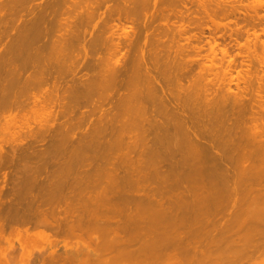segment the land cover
Masks as SVG:
<instances>
[{
    "label": "rangeland",
    "instance_id": "obj_1",
    "mask_svg": "<svg viewBox=\"0 0 264 264\" xmlns=\"http://www.w3.org/2000/svg\"><path fill=\"white\" fill-rule=\"evenodd\" d=\"M3 1H6V2H8V3H6L5 2V4H2V6H1V4H0V12H2V10H1V8L4 6L5 7V9L4 8H2V9H4V13H5V11H6V13L4 14V13H2V15H0L1 17H0V19H4V21H2V20H0V21H2V22H0V31H1V35H0V37L1 36H5V39L4 40H0V42L1 41H3V44H2V42L0 43V77H1V79H0V81L1 80H6L5 82H3V81H1L2 83H3V85H2V87H4V88H6L7 86V88H6V90H4L2 87H1V85H0V91H2L3 90V92H0V106H3L4 104H6V105H4V108H5V110H3V114L1 115L0 114V149H2V151H0V154L2 153L3 154V152H5L3 155L1 154V156L3 157L4 155V157H3V159H1L2 161L5 159V157H6V160H4L3 162H7L6 163V165H5V163H2V167H4L3 169L0 167V178L3 180L1 183H0V185H4L5 187H6V189H5V191L2 193L1 192V196L3 195V194H5V192H7V187H11L12 185H15L14 183L12 184V182H14V181H16L15 183H17L16 184V186H15V188H14V190H15V192L14 191H12L11 193H13L12 194V196H10V195H8L9 194V192H10V190H11V188L9 189V192H7L8 194H5V195H7V198H6V196L5 195H3V197L5 196V198H3L4 200L6 199V201H8L7 203H8V206H11L12 208H6L5 209V212L3 211L4 210V203L6 202V201H4L3 199H2V201H0L1 203H3V205L2 204H0V209H1V206H2V211H1V213H8L7 214V216L9 217V212H10V214L11 215H13V217L11 216L10 217V219H8L9 221L8 222H10V221H12L11 219L13 218V219H15V220H13L12 222H14V221H16V222H14V224H15V226L13 225V223H11L10 222V225H12V227L11 228H14V227H16V225H17V227H18V229H15V231L13 230V231H10V229H9V223L7 222V219H6V224H5V228L4 227H2V224L4 225V222L5 221H3V220H5V214H4V216H2V214H1V216L3 217V220H1V222L0 223H2V221H3V223L2 224H0L1 226V228H0V233H1V231H2V235L0 234V264H98L99 262L100 263H103V264H156L157 262V260H158V256L160 257L159 258V261H161V257H162V261L161 262H159V264H165V262H166V260L168 261L166 264H184L187 260H188V264H195V262H196V264H200V262H199V260H198V258L196 257V256H200V254L202 255L203 254V256H201L200 257V261H201V264H202V260H203V264H213L214 262H215V264H220V263H218V261L219 262H221L222 264L224 263H226V264H228L227 262H229V264H231L232 262V264H264V235H263V233H264V227H262V225L264 226V223H263V221H264V213H263V217H261L262 218V220L260 221V220H256L257 222H262V223H257V224H260V225H258L257 227H260L259 228V230L260 231H258L256 228H255V226L257 225L256 224V222H255V225H254V217L253 216H257V212H255L256 214H253V211L255 210V211H257L255 208H257V206L262 202V199L261 198H259V197H263L264 198V182H262L261 184H263V185H259L260 184V182L259 181H257V182H259L257 185L255 184V186L256 187H254V189H255V191L256 192H254V194L255 195H253V192H250V191H252L251 189L249 190V188H252L253 189V185L252 186H250V184H248V186H250L249 188L246 186V184L247 183H249V181H247L246 180V184H245V182H244V180H245V177L247 176L246 175V172L243 174V173H241L240 172V176H243V177H239L238 176V173H236V175H237V180H238V178L240 179L239 180V182L241 183V181L243 180L242 178H244V180H243V187H244V189L243 188H241L242 190H243V192H242V190H238V192H237V186L236 185H232V187H231V185H229L230 187H226L224 184H218V186H220V188H222V189H220L219 188V190L218 191H214L213 190V193L215 194L216 192H217V194H219L218 196H215L214 195V197H213V193L211 192V193H209V195L211 196L210 198L209 197H206V198H209V202L211 203V201L212 202H215V201H213V200H215V199H217V198H219V200H220V202H221V204H223V203H225L224 204V206L222 205V207L221 208H223V209H221L220 208V204H219V202H216L215 204H212L211 203V205L209 204H207V206L208 207H206V204H204V203H206V200L205 199H203L204 200V205H201L202 204V202L203 201H201V199H199V198H201L203 195H204V193L202 194L201 193V191L200 190H202L203 191V189H200L199 188V190L197 191V189H195V188H191L190 186H191V184L189 185L188 184V181L186 182V181H184V179L186 180L187 179V177L185 178V176L188 174H186V172H187V170H182V171H179V172H174V175L175 176H177V178L179 177L178 175H180V177L179 178H181V177H183V178H181L182 179V182L183 183H181V184H183V186H178V187H180L179 188V190H177V192H176V190L173 188V190H174V192H173V190L172 189H170V190H172V191H170L169 192V188H171V187H167V190H166V188H164V187H166V186H164L165 184H162V183H160V182H163V181H161V179H160V181H159V178L157 179L156 178V176H155V174L153 173V170L152 171H150V169H149V172H146V173H148V175L146 176L147 177V179H144V182L143 183H141V182H138V183H136L135 184V181H134V184H133V182H128L127 180H125V179H123V178H121V179H118V181H116V180H113V181H115V182H117V184L115 183V182H113L112 180H110L109 179V175L106 173V171L107 170H111L112 172L114 171V168H116V170L117 171H119L120 172V176H122V175H125L126 173H127V171L128 170H130L131 169V167H132V162L135 160H138V159H140L139 157V150H137V151H132V150H129L128 148H126V144H127V142L126 141H123V144H121V145H119V146H112V147H108V148H110V149H112V150H107V151H105V152H103L102 154H100L101 152H98V150L96 149V147H86V149L88 150V151H86V152H88V155L87 156H89V155H91V156H89L90 157V159H89V157L87 158L86 157V155L84 156V151L86 150L85 149V147L83 146V140L82 141H80V142H77L78 140H79V136H81V134H80V132H83V128H85V122L88 120V118H87V120H85L84 122H80L79 120L81 119V117H82V111H81V109L83 110V108L84 107H82L81 109H77L75 112H74V114L73 113H70L69 115H71V117H70V119L68 120V118H69V116L67 115V119L66 118H63V117H65L64 115L63 116H61V114H60V116H58V118H56V119H54V121L56 122V125H55V128H56V130L57 131H62V130H64V128H62L61 126L63 125V124H61V122L62 123H64L65 121H68L69 122V124H68V127L71 129V130H73L74 132H77V134L79 135H77L76 137H74V140H72L71 141V143L69 142V144L67 143V144H65V145H62L61 144V142L60 141H53L54 139H57V140H59L60 138H62V137H60V136H62L61 134H59V132H57L56 131V133H54L53 134V132L52 133H50V134H46V135H43V134H41V132H38V131H40V129L42 128L41 126H43L44 124H45V122H49V121H52L53 120V118L52 119H48L49 117H48V111L46 110V112H45V108L42 106V110L40 109V107L41 106H37V104H35V103H33V100H32V98H33V96H34V92L35 91H37V90H35L34 88H33V86H31V88L29 87V89H27V90H25V92L24 93H26V94H23V95H25L24 97H22V95L20 96V98H23V99H21L22 101L23 100H25L24 98H26L27 100V102H25V104L26 105H23V106H19L18 104H17V106L18 107H16V104L14 105L16 108H18V109H16V108H14V106H12L11 108H10V110L8 111V108H9V106L8 105H10L9 103L11 102V100L10 101H8V102H5L4 104L3 103H1V101H2V99L4 98V97H6V95L8 96V97H10L9 99H12L11 97H13L12 96V94L11 93H9L8 91H10L11 89H9V78L7 77V75L9 76V72H11L12 70H13V68L15 67V66H20V65H22V62L21 61H24L23 59L25 58V59H27L28 57L30 58V55H31V53H29L30 52V50L29 49H26L25 50V48L24 47H22L21 45H19V47L21 46V48H22V50L23 51H21V49L20 48H18V47H16L17 49H19V50H17L16 48L13 50L12 48H14V46H16L15 45V43H16V41H17V43H22V41H25L26 39H27V37H30L28 34H29V32H28V34H26L27 32L26 31H24V33L23 34H25V36H27L26 37V39H25V37L24 36H21L20 35V37H19V35H18V29L20 28V27H22L23 26V24H22V20H21V18H19V17H21V15H24V13L23 14H21L23 11H25V15H26V12L28 11V12H30V11H32L33 10V8L35 9V7L36 6H38V4H39V2H41L40 0H39V2L38 1H36V3H35V1L34 0H32L31 2L33 3V1H34V6L32 5V4H30L31 2H29L30 0H1L0 2H3ZM15 1V2H14ZM16 1H18V2H16ZM62 1V0H61ZM61 1L59 0L58 2L62 5V7H64L65 5H66V1L64 2V0H63V2H64V4H62L61 3ZM76 0H68L67 2L69 3L70 2V5H72L71 6V8L73 9V11L74 12H79V10L82 12V14L83 15H81V14H79V16L81 15L82 16V18H81V16L78 18H75L74 20H75V22H76V19H79V20H77L78 22L75 24L74 22H73V27L75 28V29H78V30H80V31H83L85 28H87V26H89V27H91V29L93 30V24H94V22L95 21H93L92 20V24H89V23H91L90 22V20L91 19H89V17H84V16H86V14H87V12H88V10L90 9V3H93L92 2V0L90 1V0H77L76 2H75ZM85 1V2H84ZM115 0H111V2L110 3H114L116 6H119V7H121L122 9H123V11H125V9L126 8H128L129 7V3H130V7L128 8V10H126V11H130L131 10V8H132V13H131V11H130V13H124L123 14V16L124 17H122L121 18V21L117 18V16L115 17V14L113 15V17L111 18V17H107V16H104L103 14H102V12L103 11H105L106 10V6L105 5H102L101 6V8L99 9V12H98V17L97 18H95L96 20H97V22L99 23L98 24V28H97V30H100L101 28H99V27H102V29H101V31H97L96 30V32H97V34H98V36H100L101 37V35H102V33H104L103 32V30H105V33L102 35V37L103 38H106V35L108 36V35H110V33L108 34V31H111V27L113 26V25H116V27L118 26V28H119V32L120 33H124V32H126V31H129V34H130V36L131 37H133V39H134V41H135V43L137 42L138 44H136L135 45V43L133 42L132 44H134L133 46L131 45V49H130V53L129 54H131V52H133L134 50L136 51V48H138V45H140L139 46V48L141 49H143V47H144V41H145V38H146V35L148 34L149 36H148V38L150 37V39L151 38H153V41H152V43L155 45H153L154 46V48L156 47V45L158 44V45H160L161 44V47L160 46H158L157 45V47H159V48H156V52L155 51H153V53L155 52L156 53V55L158 54V56L157 57H160V58H158L159 59V63H161V60H162V62L164 61L166 64L164 65V62L162 63V66H161V69H163V67H165L166 69L164 70V73H165V71L167 70V69H169L170 67H171V71H172V69H174L171 73H172V75L171 76H176V74L174 75L173 73H174V71H175V73H177V74H180V73H183V71H184V73L187 71V67L189 66L190 68L192 67V64H193V61H194V64H195V66H196V61L197 62H199L198 64H197V68L195 67V66H193L191 69H189L188 68V71H192V72H190V75H191V73H192V75H194L195 77H196V75L195 74H193V72L194 71H199V70H195L194 69V67L196 68V69H198V67H201V66H198V65H200V62H203V61H206L207 63H209V60H207V57H209V56H211L212 54H213V52H212V49H211V47H210V41L212 42V45L215 47V52L217 53V60H216V62H215V64H216V67H218V70H219V72H221L222 73V71L223 70H225V69H228L229 67V63H228V61H226V60H224V59H222V56H223V54H222V50L223 49H227L228 51H229V55H230V57H231V59H232V67H231V69H232V71H233V73H234V75H236L237 73H238V71H241V72H247V74H248V76H249V78H248V83H243V82H239L238 81V79H234L233 80V82H231V86H232V89L234 90V91H238L239 90V85H240V87L242 88L243 86H247L248 87V90H247V92L245 93L246 95H247V100H246V102H248V101H250L251 99L250 98H252L254 101L256 100V99H258L257 98V95H259V92L261 91L260 89H261V85H263V87H264V84H263V82H264V44H263V42H264V0H164V2H163V0H146V1H144V3H143V5H142V0H140L141 2H139V0L137 1H135V0H126L127 2L126 3H124V2H121V3H117L116 1L114 2ZM133 1H135V2H133ZM149 1H150V3H149ZM12 2V3H11ZM14 2V3H13ZM75 2V3H74ZM80 2H81V4H80ZM133 4H132V3ZM159 2H161V3H159ZM163 2V3H162ZM4 3V2H3ZM22 4V5H20V4ZM38 3V4H37ZM83 3V4H82ZM109 3V4H110ZM154 3V4H153ZM159 3V4H158ZM225 3V4H224ZM17 4H18V6H17ZM59 4V6H60V8H61V5ZM78 4V5H77ZM124 4H126V5H124ZM133 6H132V5ZM147 4V5H146ZM8 5V6H7ZM88 5H89V7H88ZM149 5V6H148ZM23 6V7H22ZM25 6V7H24ZM30 6H32V8H30ZM82 6V7H81ZM135 6V7H134ZM138 6H140L139 8H138ZM145 6L147 7V8H145ZM66 7L67 6H65V8L64 9H66ZM123 7H125V8H123ZM134 7V8H133ZM161 7H162V9H161ZM59 8V9H60ZM88 10H87V9ZM135 8H137V9H135ZM159 8H160V10H159ZM10 9V10H9ZM19 11H18V10ZM32 9V10H31ZM62 9V8H61ZM63 9V10H64ZM135 9V10H134ZM140 9V10H139ZM141 9H143V10H141ZM12 10V11H11ZM30 10V11H29ZM78 10V11H77ZM85 10V11H84ZM135 11V13H134V11ZM138 12H137V11ZM160 12V11H162L163 12V15L161 16V17H159L158 18V16H160L159 14H157V16L156 15H154V13H156V12H158V11ZM9 11V12H8ZM101 11V12H100ZM141 11V12H140ZM166 11V12H165ZM169 11V12H168ZM11 12V13H10ZM15 12H17V13H15ZM27 12V15H29V13ZM161 12V13H162ZM8 13V14H7ZM80 13V12H79ZM86 13V14H85ZM101 15H100V14ZM160 13V14H161ZM164 13H165V15H164ZM166 13H168L169 14V16H167V17H165L166 15H168V14H166ZM1 14V13H0ZM129 14V15H128ZM24 15V16H25ZM128 16V17H125V16ZM30 16V15H29ZM100 16V17H99ZM132 16V17H131ZM134 16V17H133ZM19 18V19H18ZM29 18V17H28ZM83 18H85V22H83L84 20H83ZM111 20H110V19ZM131 18V19H130ZM163 18H165V19H163ZM167 18V19H166ZM82 19V20H81ZM87 19H88V21H89V23H88V21H87ZM112 19H113V21H112ZM114 19H115V21H114ZM124 19V20H123ZM18 20H19V22H18ZM132 20V21H131ZM61 21H62V19H61ZM60 21V22H61ZM81 21V22H80ZM117 21V22H116ZM131 21V22H130ZM20 22H21V24H20ZM60 22H59V24H60ZM80 22V25H82L81 27H80V25H77L78 23ZM85 24H83V23ZM128 22V26L126 25V23ZM19 23V24H18ZM89 25H88V24ZM102 23V24H101ZM57 24V23H56ZM59 24L57 25V26H59ZM75 24V25H74ZM125 24V25H124ZM19 25V26H18ZM22 25V26H21ZM49 25V24H48ZM77 25V26H76ZM91 25H93V26H91ZM101 25V26H100ZM24 26H27V25H24ZM50 26V25H49ZM56 26V27H57ZM62 26V28L64 29V26L63 25H61ZM61 26H60V28H61ZM125 26V27H124ZM131 26H133V27H131ZM145 26V27H144ZM88 27V30H91L90 28ZM18 28V29H17ZM22 28H24V27H22ZM61 28V29H62ZM84 28V29H83ZM125 28V29H124ZM11 29H12V31H11ZM17 29V30H16ZM57 29H59V27H57ZM61 29H59V30H61ZM61 30V32H59V34L60 33H62L64 30ZM126 29H129V30H126ZM131 29V30H130ZM138 29V30H137ZM77 30V31H78ZM122 30V31H121ZM6 31V32H5ZM11 32V34L12 35H15L14 33L16 32V34H17V36L15 35V36H11L10 34H8V33H10ZM133 31V32H132ZM135 31V32H134ZM136 31H137V33H136ZM107 32V33H106ZM138 32H140V33H138ZM154 32V33H153ZM156 32V33H155ZM2 33H3V35H2ZM9 35V36H7V34ZM136 33V34H135ZM151 33L153 34V37H151ZM159 33H160V35H159ZM22 34V35H23ZM133 34H135V35H133ZM158 36H157V35ZM71 35V34H70ZM138 35V36H137ZM6 36H7V38L9 39H7L6 38ZM141 36V37H140ZM154 36H155V38H157V37H159L160 39L158 40H154ZM3 37H2V39H3ZM21 37H23L22 39H20ZM97 38V40L96 39H92L93 41L95 40V43L96 44H91L90 42H93L92 40H91V35H85V36H83V38L81 39V41H80V44H75V46L73 45V46H71V47H69V46H67L66 47V49L64 48V51H62V52H58V54H55V55H53V51H55V50H52V49H50L49 50V52H48V50H47V52H46V50H45V52L46 53H48V54H50V55H48V56H50V57H52L53 59L54 58H59L60 59V64H61V66L59 67V71H60V73L61 74H63V75H65V79H68L69 78V74H70V70H71V68L69 69V66L71 65V64H73V63H76V62H80V61H82V60H91V58H94V56L95 57H101V55L103 56L104 55V57L105 56H107V58H108V55L109 54H107L108 52H107V50H105V49H102V47L101 46H103L102 45V40H104L102 37L101 38ZM137 38V39H135V38ZM139 37V38H138ZM14 38V39H13ZM22 40L21 42H20V40ZM19 40V42H18V40ZM100 39V44L97 42L98 40ZM102 39V40H101ZM139 39V40H138ZM8 40V41H7ZM87 40V41H86ZM139 42H138V41ZM152 40V39H151ZM161 40V41H160ZM164 41V44H163V41ZM6 41V42H5ZM10 41V42H9ZM14 41V42H13ZM42 41V40H41ZM79 41V40H78ZM141 41V42H140ZM159 41L161 42L160 44H159ZM170 43H169V42ZM7 42H9V44L7 43ZM12 42H13V44H12ZM27 42V41H26ZM86 42V43H85ZM102 42V43H101ZM167 42H168V46H167ZM238 42H240L242 45H239L238 44ZM5 43H7V51L9 50V52H6V48H5V46H4V44ZM87 43H89V44H87ZM165 43H166V46H164L165 45ZM2 44V45H1ZM237 44H238V46H237ZM8 45H9V47H8ZM12 45H14L13 47H12ZM92 45V46H91ZM94 45H96V49H95V46ZM97 45L101 48H99V47H97ZM171 45H172V47H171ZM11 46V47H10ZM18 46V45H17ZM82 46V49L80 48ZM94 46V47H93ZM172 48V49H170V47ZM182 46V47H181ZM241 46V47H240ZM249 48H248V47ZM91 47L93 48V49H91ZM134 47H135V49H134ZM169 47V48H168ZM243 47V48H242ZM248 49H247V48ZM250 47H251V49H250ZM11 50H10V49ZM99 48V49H98ZM104 48V47H103ZM110 48H111V46H110ZM109 48V49H110ZM170 50L169 52H168V50ZM179 48V49H178ZM241 49V51H242V53L240 52V49ZM3 49V50H2ZM5 49V50H4ZM89 49V50H88ZM142 49H141V51H142ZM161 49V50H160ZM249 49H250V51H253V53H254V56H253V53H252V55H251V57H250V55L248 54L250 51H249ZM2 50V51H1ZM17 50V51H16ZM25 50V51H24ZM81 50H84V51H82L81 52ZM88 50V51H87ZM94 50V52H92ZM102 50V51H101ZM158 50V51H157ZM160 50V51H159ZM166 50H167V52H166ZM181 52L180 54H179V52ZM249 52H248V51ZM4 51H5V53H7V54H5L4 53ZM13 53H12V52ZM17 53H16V52ZM29 51V52H28ZM90 51V52H89ZM97 51V52H96ZM123 51H125V49L123 50ZM140 51V52H141ZM243 51H244V55H242L243 54ZM1 52H3V53H1ZM12 53V55H11V53ZM22 52V53H21ZM24 52H26V54H24ZM56 52V51H55ZM92 52V53H91ZM96 52V53H95ZM103 52V53H102ZM105 52H107V53H105ZM137 52V51H136ZM132 53L131 55L133 56V55H136V57L138 56L137 54L138 53ZM239 52H240V54H239ZM8 53H9V55H8ZM59 53H60V55H59ZM84 53V54H83ZM95 55H94V54ZM107 54V55H105V54ZM169 53V54H168ZM175 55V56H177L176 54L178 53L179 55V57H178V59L176 58V57H174L175 58V60H173L174 58L172 57L173 55ZM250 53V54H251ZM18 54V55H17ZM24 54V58H23V55ZM28 54V55H27ZM91 54V55H90ZM96 54H97V56H96ZM98 54H99V56H98ZM160 54V55H159ZM162 54L164 55V54H168L169 56H170V54L172 55V56H170V57H168V58H170V59H168L169 61H166V59H167V57H166V59L162 56ZM16 55H17V57H20V59H18L17 57H16ZM27 55V56H26ZM51 55H53V56H51ZM131 55H127L126 57H124V58H122L123 59V61L125 60V61H127V59H128V61H127V64L129 65V66H131V60L133 59V58H131L132 56ZM141 55V54H140ZM155 55V54H154ZM249 55V57H247ZM5 56H7L8 57V61H7V57H5ZM128 56H129V58H128ZM245 56V57H244ZM9 57H11V58H9ZM103 57V58H104ZM111 57V56H110ZM133 57H135V56H133ZM162 57V58H161ZM245 58L246 59V61H245V59H243V58ZM6 60H4V59ZM131 58V60H130V63H129V59ZM173 58V59H172ZM179 58H183V59H185V60H183V61H181V59L179 60ZM249 58V59H248ZM2 59H3V61H2ZM10 59H11V61L12 62H14V64H15V62H16V65L14 66V64L10 61ZM13 59V60H12ZM105 59V58H104ZM136 59V58H135ZM164 59V60H163ZM193 60L192 62H191V64H187L188 66L186 67L185 65L186 64H184V67H181L182 66V64L183 63H187V62H189V61H187V60ZM17 60V61H16ZM107 59H105V62H104V64H108L109 62H110V60L111 59H109V60H107ZM173 60V62H176V60H178L176 63H173L175 66H176V64L177 65H179L178 67L176 66H174L173 64H170L171 63V61ZM245 61L248 65H246V63L245 62H242V61ZM2 61V62H1ZM124 61V62H125ZM183 62L182 64H181V66H180V64L179 63H181V62ZM185 61V62H184ZM3 62H5V63H3ZM19 63V65H18V63ZM8 64L9 65V63H12V66H11V64L9 65V66H5V64ZM101 63H102V61H101ZM4 64V66H2ZM171 65V66H170ZM23 66V65H22ZM103 65H101V67H100V71H101V69L102 70H105L104 69V66L102 67ZM166 66H169V68H167ZM174 66V67H173ZM6 67H8L9 68V70L10 71H8V68H6ZM32 69H33V67H32ZM193 69H194V71H193ZM6 70V71H5ZM28 70V71H27ZM27 70H25V71H27V72H24V74L26 75V74H28L30 71H32L31 70V68L29 67ZM98 70V69H97ZM201 70V69H200ZM8 71V72H7ZM85 71H88L89 72V70H84V72ZM99 70L97 71V72H100ZM163 71V70H162ZM6 72V73H5ZM90 72L92 73L93 72V70H90ZM102 72V71H101ZM167 73H169L170 72V69L169 70H167L166 71ZM199 72H201V71H199ZM198 72V73H199ZM196 73V72H195ZM3 74H5L6 75V77L5 78H3L4 77V75ZM197 74V73H196ZM200 74V73H199ZM1 75H3V77L1 76ZM169 75H170V73H169ZM191 75V76H192ZM194 76H192V79L194 78ZM260 76V77H259ZM210 77V76H209ZM208 77V79L206 78V77H203L204 78V80H203V78H200L199 80H201V81H204V83L206 82V81H210L211 80V82L212 81H214V86H218V84H220V86H221V84L223 85V82L224 83H226L227 81H228V77H224V75H220V77L219 78H217V79H215V78H213L212 76H211V78H213V79H215V80H212V79H210ZM261 77H263V79L261 78ZM205 78H206V81H205ZM138 79H139V82L141 83V80H140V78L138 77ZM198 79V74H197V77H196V79L194 78L193 80H191V77H190V81L188 82L187 81V83H186V81L184 80V82L186 83V84H188V83H190L191 81L193 82V81H195V80H197ZM136 80H137V78L135 79V83H136ZM143 81V80H142ZM138 81H137V83L138 84H140ZM190 83V84H193V83ZM195 82H197L196 84H200V86H201V83H202V85H204V83L203 82H199L198 80L197 81H195ZM199 82V83H198ZM8 83V84H7ZM136 83V85H138ZM216 83V84H215ZM4 84L6 85V86H4ZM142 84V83H141ZM195 84V85H196ZM212 84V85H213ZM211 85V84H210ZM211 85V86H212ZM142 86V85H141ZM220 86H218V87H220ZM139 87H140V85H139ZM143 87V86H142ZM194 87V85H192L191 86V88H193ZM213 87V86H212ZM215 87V88H216ZM1 88H2V90H1ZM33 89V90H32ZM29 90V91H28ZM31 90V91H30ZM4 91H6V92H4ZM32 94H31V93ZM2 93H4V94H6V95H4V96H2ZM7 93H9V94H7ZM10 94H11V96H10ZM28 95H29V97H30V100L28 99ZM27 96V97H26ZM7 97V98H8ZM7 98H4V99H7ZM13 99H14V97H13ZM12 99V100H13ZM250 99V100H249ZM109 104L107 103L106 105H105V107H107ZM7 108H6V107ZM20 107H24V108H20ZM39 107V108H38ZM3 107H1L0 109H2ZM44 108V109H43ZM7 109V110H6ZM21 109V110H20ZM57 109H60V107H57ZM15 110V111H14ZM8 111V113H7V115H6V113L5 112H7ZM0 113H2L1 112V110H0ZM16 113V114H15ZM21 113H23V114H21ZM73 114V115H72ZM16 115V116H15ZM19 115V116H18ZM9 116V117H8ZM96 116H98V114H95V115H93L92 116V119L94 118V119H96L97 117ZM17 117H18V119H17ZM14 119V120H13ZM26 120V122H25V120ZM63 120V121H62ZM17 121V122H16ZM19 121V122H18ZM23 121V122H22ZM95 122H96V120H94ZM29 122V123H28ZM24 123V124H23ZM85 123V124H84ZM32 124V129L29 131V129L31 128H28L27 126L28 125H31ZM43 124V125H42ZM47 124V123H46ZM89 124H90V122H89ZM89 124H88V126H89ZM60 125V126H59ZM22 126H24V130H23V128H22ZM39 126H40V128H39ZM45 126V125H44ZM43 126V128H45ZM47 126V125H46ZM59 126V127H58ZM81 126V127H80ZM42 128V129H43ZM97 128V126L95 127V125L93 124L92 126H90V130L89 131H95V129ZM129 128H134V127H131L130 125H129ZM135 129V128H134ZM26 130V131H25ZM53 130V129H52ZM91 133V132H90ZM34 134L35 135H37L36 137H34ZM56 134V135H55ZM60 136H59V135ZM109 135V134H108ZM107 135V136H108ZM53 136H54V139H53ZM106 136V137H107ZM113 136V135H112ZM111 136V134H110V137H112ZM58 137H59V139H58ZM78 138V139H77ZM108 138H109V136H108ZM90 139H91V137H90ZM127 139V138H126ZM67 141H70V140H67ZM118 147V148H117ZM93 148V149H92ZM137 148H138V146H137ZM83 149H85V150H83ZM90 149H92V150H90ZM95 149V150H94ZM128 149V150H127ZM89 150H90V152H89ZM97 150V151H96ZM92 151H93V153H92ZM110 151V152H109ZM127 151V152H126ZM129 151V152H128ZM132 151V152H131ZM258 151V150H257ZM256 151V152H257ZM106 152H107V154H106ZM109 152V153H108ZM134 152V153H133ZM256 152H255V154H254V157H256V158H254L255 160L254 161H258V163H262L263 161L262 160H264V157H261L260 156V154H262L261 152H263L262 150H259L258 152H257V154L259 153V155H257L256 154ZM81 153V154H80ZM90 153V154H89ZM95 153V154H94ZM104 153H105V155H104ZM125 153V154H124ZM127 153H128V155L130 154V153H132L133 154V158H132V154H130V156H128L127 155ZM264 153V152H263ZM83 154V155H82ZM86 154V153H85ZM93 154H94V156H93ZM100 157H98L97 155ZM124 154V155H123ZM73 155V156H72ZM96 156V157H95ZM101 156H104V158L103 157H101ZM1 157V158H2ZM94 157L95 158H97L98 157V159L96 160V159H94ZM129 159V161L131 162V164H130V162L128 161V159ZM87 158V159H86ZM93 158V159H92ZM130 158H132V159H130ZM89 159V160H88ZM134 159V160H133ZM0 160V161H1ZM88 160V161H87ZM94 160H96V162H99V163H96ZM114 161L115 163H114V167H113V169L112 168H109V167H111L110 166V162L111 161ZM92 161L94 162V163H92ZM92 163V165H91V163ZM109 162V163H108ZM125 162V163H124ZM128 162V163H127ZM0 163V164H1ZM69 163H70V166H69ZM3 164H4V166H3ZM64 164V165H63ZM67 164V166H65ZM100 164V165H99ZM108 164V165H107ZM127 164V165H126ZM64 166V167H63ZM68 166H69V169H68ZM72 166V168H70ZM126 166V167H125ZM66 167V168H65ZM2 169V170H1ZM66 169V170H65ZM72 170V171H74V173L72 172L71 173V171L69 172V174H68V171L69 170ZM143 171L145 172V171H147V168L146 167H143ZM53 170L54 171H59V172H57L56 171V173L55 172H53ZM264 170V169H263ZM65 171V173H63ZM75 171H76V173H79V174H76L75 173ZM84 171V172H83ZM125 171H126V173H125ZM4 172V173H3ZM33 172H38L37 174L36 173H33ZM67 172V173H66ZM87 172H88V174H87ZM97 172H98V174H97ZM100 172V173H99ZM143 172V173H144ZM185 174H184V173ZM40 173V174H39ZM64 174V176H63V174ZM82 173H83V175H82ZM131 173H132V171H131ZM176 173H178L177 175H176ZM184 175H183V174ZM249 173V172H248ZM1 174H2V176H1ZM31 174H36V176L34 175V177L36 178V180H35V178H32V176H30ZM40 175V177H39V175ZM51 175V177H50V175ZM56 175V177H57V179H56V177H54L55 175ZM61 174V175H60ZM67 174V175H66ZM75 176H74V175ZM90 174L92 175V176H90ZM145 174V173H144ZM150 174V175H149ZM173 174V173H172ZM230 174H235V173H233V172H231ZM252 173H250V175H251ZM3 175H6V177H4L3 178ZM38 175V176H37ZM47 175H49L48 177H46V179H45V176H47ZM70 175H71V177H73V178H76V180L77 181H73L72 182V179L73 178H71L70 177ZM73 175V176H72ZM76 175H79V176H82V178L81 177H79V176H76ZM88 175V176H90L91 178H92V180H91V178L89 179V177L86 176ZM236 175H233L232 176V179L234 178V179H236ZM246 175V176H245ZM253 175H255V174H253ZM262 177L264 178V171H263V173H262ZM67 176V177H66ZM69 176V177H68ZM150 176V177H149ZM235 176V177H234ZM245 176V177H244ZM248 176H249V174H248ZM248 176L246 177V178H248ZM252 176V175H251ZM251 176H249V177H251ZM256 176V175H255ZM29 177H31V179H29ZM38 177H39V179H38ZM54 178V180H53V178ZM62 177H64L63 179H61ZM84 177H85V179H84ZM7 178L9 179L8 181H7ZM58 178H60V179H58ZM88 178V179H87ZM171 178H175L174 176H171ZM230 178H231V176H230ZM252 178V181H250V183H256V181L255 182H253V180H255L256 178H257V176H256V178L254 179V176L253 177H251ZM0 179V180H1ZM18 181H17V180ZM47 179H49L48 181H47ZM52 179V180H51ZM65 179V180H64ZM80 179H82L81 181H79ZM88 180V181H86V182H84L85 180ZM250 179V178H249ZM14 180V181H13ZM29 180V181H28ZM31 180V181H30ZM40 181V183L38 184V182L37 181ZM46 180V181H45ZM71 180V181H70ZM94 180V181H93ZM251 180V179H250ZM263 180V179H262ZM28 181V182H27ZM56 181V182H55ZM58 181H59V184H58ZM65 181H69L70 183L72 182V184H71V186L69 185L68 186V183H67V188L68 189H66V187L64 186V184L66 185V183H65ZM90 181V182H89ZM91 181H92V185L91 184H89V183H91ZM172 181V180H171ZM264 181V180H263ZM33 182V186H34V184H35V186L33 187L32 185H30L31 183ZM34 182H37V183H34ZM47 183V188H46V183ZM64 182V183H63ZM75 182H79L78 184V186L80 187H77V184H75L74 185V183ZM87 182H89L88 183V185L86 184H84V183H87ZM118 182H119V184H118ZM29 183V185L27 186V184ZM44 183H45V187H44ZM52 183L54 184V186L52 185ZM56 183V184H55ZM61 183V184H60ZM69 183V184H70ZM82 183V184H81ZM95 183V184H94ZM141 183V184H140ZM190 183V182H189ZM240 183H238V184H240ZM10 184H11V186H10ZM20 184H21V186H20ZM38 184V185H37ZM51 184V185H50ZM85 185V186H83L82 187V185ZM119 185V186H117L118 188H116L115 186L116 185ZM140 184V185H139ZM161 184H162V186H161ZM244 184H245V186L248 188V191H246V192H249V193H244L245 192V190H247V189H245V186H244ZM18 185V186H17ZM41 187H40V186ZM50 185V186H49ZM60 185L62 186V187H60ZM73 185V186H72ZM96 185V186H95ZM113 185H115V186H113ZM122 185V186H121ZM143 185V186H142ZM156 185V186H155ZM158 185V186H157ZM187 185V186H186ZM241 185V184H240ZM3 186V187H4ZM22 188H20V187ZM30 186V187H29ZM31 186H32V188H35V187H37L35 190H34V192H36V193H39V195L41 196L42 195V193H43V195H42V197H39L38 196V194H36L35 193V196H33L34 195V192H33V189L31 188ZM56 186V187H55ZM86 186H88V187H86ZM91 186H93V188L91 187ZM124 186V187H123ZM139 186H141L140 188H139ZM160 186V187H159ZM188 186L190 187V188H188ZM222 186V187H221ZM234 186H235V190H234ZM242 186V185H241ZM1 187V186H0ZM4 187V188H5ZM14 187V186H13ZM19 187V188H18ZM28 187V188H27ZM40 187V188H39ZM50 187V189L48 190V188ZM65 187V190L67 191L68 190V192L71 190L70 189V187L72 188V190H73V193L75 192V196H73L74 194L73 193H71V191L69 192V196L71 197V196H73L72 198H70L67 194V196L66 195H63V197L61 198V199H59L60 197H58V195H57V193L59 192V191H61L62 192V190H63V192L62 193H65L64 191V188ZM73 187L75 188V189H73ZM91 187V189H93L94 190V192H91V189L89 190V188ZM116 188V189H114V188ZM123 187V188H122ZM143 187V188H142ZM185 187H187V188H185ZM258 187V188H257ZM260 187V188H259ZM16 188H18V189H16ZM25 188H27V189H25ZM60 190H59V189ZM80 189V191L78 190V189ZM84 188V190L88 193H85V191H83V192H81L82 191V189ZM86 188V189H85ZM154 188V189H153ZM162 188H163V190H162ZM212 188V187H211ZM211 188H210V190H209V192L211 191ZM216 189H217V187H215ZM228 188V189H227ZM230 188H232V191H230L229 192V190H231ZM240 188V187H239ZM13 189V188H12ZM20 189V190H19ZM30 189H32V191H30ZM42 189H44L45 191H43ZM47 189V190H46ZM51 189H52V192H51ZM57 190V192H56V190ZM62 189V190H61ZM107 189V191L106 192H104V190H106ZM111 189H114L113 191H111L110 192V190ZM121 189H124L123 191L121 190ZM162 191H161V190ZM164 189H165V191H164ZM193 189H195L196 191H197V193H192L191 191L193 190ZM214 189V188H213ZM17 190H19V192H21V193H18V191ZM22 190H23V192H22ZM27 190V191H26ZM77 190H78V192H77ZM92 190V191H93ZM115 190H118L117 192L115 191ZM126 190H127V192H126ZM138 190V191H137ZM157 190V191H156ZM208 190H206L207 191V193L205 194L206 196L208 195ZM234 190V191H233ZM259 192H258V191ZM0 191H3V188H2V190H0ZM16 191H17V193H16ZM48 193H47V192ZM54 191V192H53ZM103 191V192H102ZM141 191H142V193H141ZM146 191V192H145ZM152 191V192H151ZM168 191V192H167ZM25 192H29L28 194H26ZM31 192H32V196L33 197H36V195H37V197L36 198H39V199H37V200H39L38 202H37V200H34V199H36V198H32V196H31ZM60 192V193H61ZM113 192H114V194H113ZM124 193V192H126V194L125 195H127L126 197L128 198H125V200H121L120 198H122V197H116V196H118V194H120V193ZM147 192H149V194H154V197H156L157 198V200L159 199V197L160 198H162V200H159V201H161L160 203H164L163 205H165V207H166V209L169 207H172L173 206V208L171 209H169L168 208V210L169 211H173V209H175L174 210V215L175 214H177L176 215V217H173L175 220L176 219H178L179 220V218H181V216L183 215L182 213H186V211H187V214H184V215H187L188 217H191V218H189V219H191L192 220V222L193 223H197V224H194L193 225V223H192V226L194 227V229L192 228V226L190 225L191 223H184L183 222V224H185V226L181 223L182 221H180L179 222V224H177V220L175 221L176 222V224L181 228H177V226H176V224H175V226L173 225L172 227H171V229H170V231H171V235H170V233H168V232H166V231H169L168 229L170 228H168V223L169 222H167L166 220H168L169 221V219L168 218H165L164 219V217L163 218H160V220L161 221H163L164 222V220H165V224H166V228H168V229H165L164 231L166 232H164V234H162L163 236H165V234H167V235H169V237H167V235H166V237H163L162 238V235H160L161 233H163V231L162 232H159L158 234L161 236V237H158V239L159 238H161V241H160V239H159V244L161 243V242H164V243H162V245L164 244V246H162V247H165V241L167 240V244L169 243L168 241H170V243L171 244H168V245H166V248H165V251L163 250V252H161L160 251V248H159V246H158V248L157 247H155V251H153L154 250V248H152L153 250H152V252L151 253H149V254H147V251H148V249L149 248H151L150 247V245L153 247L154 245V243H157V242H154V241H157L156 239L154 240V238H156L155 236V233L157 232H155L153 235H154V237H153V235L152 234H149L148 233V231H155L156 229L158 230V231H161L160 230V227H162L163 225H165L164 223H162V226H161V223L159 224L160 225V227L158 226V227H156L155 225H154V223L153 222H155V220L153 221L152 219H150L149 217H151L152 216V218H155L156 216H155V208H153L152 206H150L151 204H149V205H147L146 204V202H143L144 200H143V198H141V200H140V197L142 196H144V194L145 193H147ZM163 192V193H162ZM165 192V193H164ZM167 192V193H166ZM22 193H23V195H22ZM41 193V194H40ZM56 193V194H55ZM60 193H58V194H60ZM81 193L83 194V195H81ZM90 193H94L93 195H90ZM96 193V194H95ZM98 193L100 194V196L101 197H99V195H98ZM102 193L103 194H107V193H109L111 196L112 195H114L113 197H109V196H107V195H103L104 197V199H108L109 201H107V200H105L104 201V199L102 200ZM130 195H129V194ZM169 193V194H168ZM244 193V194H243ZM251 193V194H250ZM260 194L259 196L257 195V194ZM16 194H18V196H20V195H22V196H20V198L18 199V196L16 195ZM45 194V195H44ZM48 194V195H47ZM50 194L51 195H53V196H51L52 197V200H54L53 198L54 197H57L58 199L57 200H60L59 201V205H58V202L56 203L55 201H57V200H54V201H50V199H51V197H49L50 196ZM57 195V196H55V195ZM72 194V195H71ZM86 194V195H85ZM134 195V197H132L133 195ZM163 194V195H162ZM166 194H168V195H166ZM183 194V195H182ZM216 194V195H217ZM247 195V198H246V195ZM248 194L250 195V196H252V198L253 197H255L256 196V198H257V196H258V199H261V202H260V200H258L259 202H257V203H259V204H256V205H254V206H256V207H254L253 206V208L251 209V212L250 213H246V211H245V208H244V210H243V207L242 206H240V205H242L243 204V206H244V204H245V207H246V203H244L245 201H249V202H251V197L250 196H248ZM13 195H15V196H13ZM28 195H30V196H28ZM62 195V194H61ZM60 195V196H61ZM76 195H78V196H76ZM97 195H98V197L99 198H97ZM129 195V196H128ZM186 195V198L187 199H185L184 197V200L182 199V197L181 196H185ZM10 196V197H9ZM45 196V198H44V200H43V197ZM64 196H66V198L67 199H64L65 201H63L62 199L64 198ZM82 197V198H80V197ZM83 196H84V198H83ZM87 196V197H86ZM96 196V197H95ZM180 196V197H179ZM244 196H245V198H246V200H245V198H244ZM13 197H14V199L15 198H17V200H19V201H17L16 199H15V201H14V199H13ZM23 199H22V198ZM31 198V200L32 201H30L29 199ZM48 197V199H46ZM69 197V198H68ZM77 197V198H76ZM93 197V198H92ZM114 197H116V198H114ZM195 197H196V199H195ZM9 198H11V199H9ZM42 198V199H41ZM74 198V199H73ZM88 198H91V200H92V202H94V203H92L91 202V200L90 199H88ZM109 198H111V199H109ZM137 198V199H136ZM180 198L182 199V200H180ZM40 199L43 201H40ZM45 199L47 200V202L45 201ZM69 199H72L71 201L69 200ZM75 199H77L76 201H75ZM82 199H84L83 201H82ZM95 199V200H94ZM99 199H101V200H99ZM115 201H114V200ZM119 199H120V201H119ZM122 199H124V198H122ZM130 199V200H129ZM131 199H133L135 202L137 201V200H139L138 202H136V203H134V201L133 200H131ZM136 199V200H135ZM255 199V198H254ZM253 199V200H254ZM1 200V199H0ZM9 200H13L12 201V203L14 202L15 203V205L13 204V206H15L14 208H13V206H12V204H10L9 205V203L11 202V201H9ZM21 200H23V201H21ZM78 200H80V201H78ZM94 200V201H93ZM96 200H97V202H98V204L97 205H99V207L96 205ZM99 200V201H98ZM143 200V201H142ZM188 200H189V202H188ZM194 200H197V202H198V205H196V203H194V205L196 206V207H194L192 210H191V203L190 202H194ZM218 200V201H219ZM30 201V202H29ZM35 201V202H34ZM49 201V202H48ZM62 201V202H61ZM68 203H67V202ZM85 201V202H84ZM91 203H90V202ZM102 201H104L103 202V204L101 203ZM125 201H127V202H125ZM178 201V202H177ZM183 201V202H182ZM208 201V200H207ZM222 201H225V202H222ZM240 201H243V203H240ZM19 203V208H18V203ZM40 202H41V204H40ZM50 202L53 204V202H55V205L57 206L58 205V207H54V204L52 205V204H50ZM65 202V203H64ZM71 202H73V203H71ZM116 202V203H115ZM140 202V203H139ZM143 202V203H142ZM155 202H157V203H159L158 201H155ZM176 202V203H175ZM179 202L180 203H183L184 204V202H187V204H189V205H187L186 204V207H184L183 205H181L182 207H184L185 208V210L186 211H183L184 210V208L182 209V211H181V209L179 208L180 207V204H179ZM256 201H254V203H255ZM263 202H264V199H263ZM6 203V204H7ZM31 205H30V204ZM37 203H39V204H37ZM43 203H45V204H48V206L47 205H45V204H43ZM70 203V205L73 207H71V206H69V208L68 209H70V210H68L67 211V208L66 207H68V204ZM90 203V204H89ZM109 203V204H108ZM121 203V204H120ZM125 203V204H124ZM137 203H139L138 205L140 206L141 204V206H143V204H145V209L147 208H149V207H152L154 210H152V212L153 211H155L153 214L154 215H152V212L151 213H147L148 211L150 212V210L152 209H150L149 208V210H147V212H146V210L144 211V212H146V213H144L145 215H142V216H140L139 215V213H140V211H143V210H141V209H143L142 207H141V209H140V207L137 205ZM159 203V204H160ZM201 203V204H200ZM217 203H218V206H217ZM237 203H238V205H237ZM240 203V204H239ZM253 202H252V204H254ZM85 204V205H84ZM87 204H89V205H87ZM108 204V205H107ZM111 204H113V206L111 205ZM118 204V205H117ZM170 204H171V206H170ZM178 204V205H177ZM249 204V203H248ZM30 205V206H29ZM40 205V206H39ZM51 205H52V208H51ZM87 205V206H86ZM103 205V206H102ZM115 205H117V206H115ZM175 205L176 206H178L177 208H179L180 209V211L179 210H176V207H175ZM185 205V204H184ZM213 205H215L214 206V208H213ZM249 205H251V204H249ZM248 205V206H249ZM262 205H263V203H262ZM6 206V205H5ZM8 206H6V207H8ZM66 206V207H65ZM86 206V207H85ZM90 206V207H89ZM119 206V207H118ZM124 207L123 208V210H122V208H120V207ZM138 206V207H137ZM149 206V207H148ZM154 206V205H153ZM159 207H160V205H158ZM187 206H189L190 207V209H188L189 207H187ZM210 206V207H209ZM218 208H217V207ZM261 205H259L258 206V208L260 207ZM17 207V209L18 210H16L15 208ZM20 207H21V209H20ZM39 207H41L40 208V210L38 211V209H39ZM71 207V208H70ZM95 207V208H94ZM101 207H102V210H101ZM110 207H111V210H110ZM156 207V206H155ZM164 207V206H163ZM181 207V208H182ZM198 207H200V208H198ZM216 207V208H215ZM241 207H242V211H245V212H242V211H238V209L240 210L241 209ZM252 207V206H251ZM251 207H249V208H251ZM43 208V209H42ZM48 208V209H47ZM54 208H56V209H54ZM57 208L59 209V211H57ZM89 208V210H90V212H88L87 211V209ZM92 208H94L95 209V211H93V213H92ZM99 208V209H98ZM109 210H108V209ZM119 208V209H118ZM187 208V209H186ZM211 210L212 209V213L214 212V213H216L215 215H213V214H210L211 212L209 211L208 213L209 214H207L208 216H210V217H208L207 215H206V212L209 210V209ZM261 208V207H260ZM10 209V210H9ZM21 210V214H18V211H20ZM42 209V210H41ZM51 209H53V210H55L54 212H52L51 211ZM65 209H66V211H65ZM73 209V210H72ZM93 209V210H94ZM138 209H140V211L138 210ZM157 210H158V208H156ZM201 210L202 209V211H206L205 212V214L203 213V215H206V217L204 216L203 217V215H200V216H202V217H199L198 215L200 214V212L202 213V211H199V213H197V216H195V212H196V210ZM15 210H16V212H15ZM116 212H115V211ZM221 210V211H220ZM247 210V209H246ZM259 210H261V211H263L262 209H259ZM258 210V211H259ZM7 211V212H6ZM11 211L13 212V213H11ZM23 211V212H22ZM49 211V212H48ZM107 211H108V213H107ZM119 211V212H118ZM139 211V212H138ZM65 212H67V213H65ZM78 212V213H77ZM82 212H84L83 214H82ZM114 212V213H113ZM118 212V213H117ZM178 212V213H177ZM247 212H249V210L247 211ZM20 213V212H19ZM23 213V214H22ZM71 213V214H70ZM77 213V214H76ZM92 215H91V214ZM142 213V212H141ZM188 213L190 214L191 213V215L189 216L188 215ZM219 213V214H218ZM237 213H238V215H237ZM261 213V212H260ZM259 213V215H258V218H260L259 216L261 215L262 216V214H260ZM80 214V215H79ZM85 214V215H84ZM115 214V215H114ZM143 214V213H142ZM150 214H151V216H150ZM218 214V215H217ZM253 216H252V215ZM20 215H21V218H20ZM24 215V216H23ZM66 215V216H65ZM67 215H69V219H68V217H67ZM138 215V216H137ZM194 215V216H193ZM211 215H213V216H211ZM217 215V216H216ZM0 216V217H1ZM7 216H6V218H7ZM22 216H23V218L25 219V221L24 222H19L18 221V218H19V220L20 221H23L24 219L22 218ZM67 217L66 219H64L63 217ZM137 216V217H136ZM146 216V217H145ZM148 216V217H147ZM155 216V217H154ZM159 216V215H158ZM180 216V217H179ZM239 216V218H237ZM255 216V217H256ZM16 217V218H15ZM54 217V218H53ZM63 219H62V218ZM70 217H73V218H71L70 219ZM78 217V218H77ZM81 217H83L82 219H80ZM84 217H88L87 219H86V223L88 224V226H87V224L84 222L83 223V221H81V220H84L85 221V219H84ZM92 217H95V218H92ZM128 217V218H127ZM159 217H161V216H159ZM159 217H158V219H159ZM186 217V216H185ZM184 216H183V218H185ZM188 217L186 218V219H184V221H188L187 219H188ZM196 217V218H195ZM199 217V218H198ZM208 217V218H207ZM29 218H31L32 219V221H33V223H31V221H30V219L28 220ZM38 218H39V220L41 219V221H39L38 220ZM93 220H92V219ZM97 218V219H96ZM134 218H136V219H138V220H140L141 222L143 221V223H144V221L146 220V222L148 221V219H150L149 221L151 222H149L152 226H155V227H153V230L151 229L150 230V228H148L149 226L147 225V224H149L148 222H147V224L145 225V223L143 224V223H141L140 221H138V223L140 222L141 224H138V223H136V226H138V227H136L134 224H132L133 223V220H134ZM145 218H148V219H145ZM194 218H195V220H194ZM200 218H202V219H200ZM207 218V219H206ZM2 219V218H1ZM44 219H46V220H44ZM49 219V220H48ZM59 219V220H58ZM62 220V225H61V220ZM72 219H73V222H74V225L72 224ZM77 219H80V223H83V224H80V223H78L79 221L77 220ZM143 219V220H142ZM162 219H164V220H162ZM173 219V220H174ZM182 219V218H181ZM209 219L211 220L210 222H209ZM231 220L230 222H228V220ZM253 219V220H252ZM255 219H257V217L255 218ZM28 220V221H27ZM36 220L37 221H39V223H41V224H35V222H36ZM53 220H55V221H53ZM66 220V222H63V221H65ZM67 220H69V222H71V223H69ZM77 220V221H76ZM90 220V221H89ZM92 220V221H91ZM195 222H194V221ZM197 220V221H196ZM213 220V221H212ZM227 222H226V221ZM232 220H234V221H232ZM30 221V222H29ZM49 221H51V222H49ZM57 221V222H56ZM76 221V222H75ZM95 223H94V222ZM135 221V220H134ZM153 221V222H152ZM171 221V220H170ZM200 221V222H199ZM27 222H28V224H27ZM46 222H48V223H46ZM54 223L55 224V226L53 225V226H51L49 223ZM58 222H60V224L58 225ZM135 222H137V221H135ZM174 222V221H173ZM189 222V221H188ZM199 222V223H198ZM228 223V224H226V223ZM19 223V224H18ZM20 223L21 224H23V226L22 225H20ZM37 223V222H36ZM69 223V224H68ZM78 223V224H77ZM98 223H99V227H98ZM102 223V224H101ZM126 223H128V224H126ZM171 223V225L173 224L172 222H170ZM180 223L182 224V225H180ZM219 223V225H217V226H219V227H217L216 226V224H218ZM231 223H233V224H231ZM71 224H72V226H71ZM94 224V225H93ZM126 224V225H125ZM149 224V225H150ZM187 224L189 225L188 227H186L187 226ZM220 224H222V225H220ZM226 224V229H228V231L226 232V230H225V225ZM231 224V225H230ZM26 225V226H25ZM30 225V226H29ZM61 225V226H60ZM70 225V226H69ZM81 226V227H79V226ZM131 225V226H130ZM143 225H145V227L146 226H148L147 227V229H149V230H147L146 229V231H147V233L150 235H148V234H146L145 233V230H143L145 227H143ZM170 225V226H171ZM228 225V226H227ZM233 225V226H232ZM255 228H252V226ZM57 226H58V228H57ZM67 226V227H66ZM77 228H75V227ZM98 227V228H96V227ZM100 226H101V228H100ZM125 226H127L126 227V229H125ZM152 226H150L151 228H152ZM190 226H191V229H190ZM223 226H224V228H223ZM232 226V227H231ZM6 227H8V229L5 231L4 229H6ZM22 227H25L26 229H28L27 227H30L28 230H26V231H23L24 230V228H22ZM32 227V228H31ZM48 227H50V229L48 228ZM54 227V228H53ZM56 227V228H55ZM60 227H62V228H60ZM64 227H66V228H64ZM69 227H74L73 229V231H72V236H67V234L68 233H66L67 232V230H68V228ZM92 227V228H91ZM94 227H95V229H94ZM122 227V228H121ZM129 227V228H128ZM174 227H175V229L177 228L178 230H180V232L178 231V233H176V231H175V235H174V233H173V236H172V232H174L173 231V229H174ZM221 227L223 228V230L221 229ZM229 227V228H228ZM231 227V228H230ZM48 228V229H47ZM143 228V229H142ZM156 228V229H155ZM159 228V229H158ZM196 228H198V229H200V228H202V229H200V230H203L202 231V233H201V231L200 230H198V229H196ZM220 228V229H219ZM263 228V230H261ZM22 229V230H21ZM55 229H58L59 231L61 230V232L59 233V231L58 232H56L55 231ZM64 229H66V231H64ZM105 229H107V230H105ZM125 229V230H124ZM131 229V230H130ZM143 231H142V230ZM220 231H219V230ZM253 229V230H252ZM52 230V231H51ZM91 230V231H90ZM94 230V231H93ZM133 230L136 232V231H138L139 233H135V232H133ZM196 230V233H201V235L199 236V235H197V234H195V232H192V231H195ZM3 231H5V232H3ZM106 231V232H105ZM110 231H111V234H110ZM141 231H142V233H141ZM153 231V232H154ZM199 231V232H198ZM207 233H206V232ZM209 231H210V233H209ZM256 231H258L260 234H261V236L260 235H258V232H257V234H256ZM13 232V233H12ZM56 232V233H55ZM62 232H64V234L62 233ZM69 234H70V229H69ZM92 232V233H91ZM104 232V233H103ZM107 232H109V234L110 235H107L108 233ZM127 232V233H126ZM131 232H133V234L134 235H136L135 237H134V235H130V233ZM153 232H151V233H153ZM66 233V234H65ZM143 233H145L146 234V236H145V241L146 240H148L146 243H145V241L144 240H142V238H143V236L145 235V234H143ZM213 235H212V234ZM220 234V237H221V240L223 241V239H222V234H225V235H223V237L225 236V238H224V241L226 240V241H228V244H221L222 242H220V245L222 246V247H220L219 246V239L220 238H218V236H217V239L216 238H214L213 239V237H214V235L216 236V235H219ZM222 233V234H221ZM58 234V235H57ZM73 234H74V236H73ZM106 234V235H105ZM127 234H129V236L127 235ZM132 234V233H131ZM140 234H143V236H141ZM157 234V233H156ZM195 234V235H194ZM205 234V235H204ZM206 234L209 236V237H206ZM234 234V235H233ZM247 235V236H244V235ZM249 234V235H248ZM250 234H251V238H249V236H250ZM47 235V236H46ZM48 235H49V237H48ZM61 235V236H60ZM76 235V236H75ZM121 237H120V236ZM151 235H152V237H151ZM158 235V236H159ZM176 235H178V236H176ZM181 235H182V238H181ZM184 235V236H183ZM196 237H194V236ZM211 235H212V239L215 241V239L218 241L217 243L216 242H214V241H207V240H211ZM226 235H228V236H226ZM233 235V236H232ZM105 236H109L108 238H106ZM112 236V237H111ZM124 236V237H123ZM126 236V237H125ZM133 237V241L132 240H130V239H132V237ZM139 236H141V238L139 237ZM171 236V237H170ZM194 237V239H192L193 237ZM240 236H242V237H240ZM253 236V237H252ZM255 236V237H254ZM257 236V237H256ZM259 236H260V238H259ZM48 237V238H47ZM56 238V240H53L54 238ZM113 237H115L114 239L116 240H114L115 241V243H114V241H113ZM116 237H119V238H116ZM123 237V238H122ZM131 237V238H130ZM138 237H139V241H137L136 239H138ZM148 239H147V238ZM151 237V238H150ZM199 237H201V238H199ZM228 237H230V238H228ZM245 237H247V239L248 240H251L250 242L249 241H247V239L245 238ZM47 238V239H46ZM127 240H126V239ZM153 238V239H152ZM169 238H171V239H169ZM175 239V241L173 242L172 241V239ZM176 238H178L179 239V242H178V239L176 240ZM185 238V239H184ZM189 238H191V239H189ZM199 238V239H198ZM207 238V239H206ZM237 238H239V239H237ZM246 240H245V239ZM257 240V241H255V239ZM111 241H110V240ZM128 239L131 241V242H129L128 241ZM149 239H151V240H149ZM181 239V240H180ZM244 239V240H243ZM109 240V241H108ZM120 240V241H119ZM185 240H186V242H185ZM191 240L194 242H191ZM197 240V241H196ZM202 240V241H201ZM204 240H206V242L204 243ZM220 240V241H221ZM231 240V241H230ZM236 240H240V242L238 241H236ZM258 240H259V242H258ZM263 240V241H262ZM104 241H105V243H104ZM108 241V242H107ZM142 241H143V243H145V244H143L141 247H139V245H141L142 244ZM151 241H153V242H151ZM181 241V242H180ZM182 241H184V245H182L181 243H183ZM198 241H199V243L201 242V244H200V250L197 248L198 246H199V243H198ZM223 241V243H227V242H224ZM111 242L113 243V244H111ZM140 242V243H139ZM150 244H149V243ZM172 242H173V244L174 245H177L176 246V248L174 247H172V246H174V245H172ZM193 247L194 245L196 246H194L193 248L189 245V247L190 248H187L188 246H186V245H188V243ZM210 244H208V243ZM213 242H214V244H213ZM230 242H232V243H230ZM238 244H237V243ZM245 242V243H244ZM248 242V243H247ZM256 242V243H255ZM104 243V244H103ZM125 243V244H124ZM126 243H128V246H129V248H131L130 250L128 249V247H127V244ZM139 243V244H138ZM148 243V244H147ZM197 243V244H196ZM208 245H207V244ZM232 244V245H230V244ZM244 243V244H243ZM109 244H111V245H109ZM116 244H117V246H116ZM123 244V245H122ZM130 244H131V246H130ZM147 244V245H146ZM158 243H157V245H159ZM218 244V245H217ZM242 244V245H241ZM124 245H125V247H124ZM136 246V249H137V247L142 251V252H139L138 250L139 249H137V251H136V249H135V246ZM169 245H171V246H169ZM198 245V246H197ZM202 245V246H201ZM229 245V246H228ZM238 245H239V247H238ZM240 245H241V247H240ZM248 245V247H246V246ZM255 245H256V247H255ZM106 246V248H104ZM108 246H110V247H108ZM114 246V247H113ZM149 246V248L147 249V247ZM156 246V245H155ZM167 246H169V247H167ZM186 246V247H185ZM205 246V247H204ZM208 248H207V247ZM216 246H218L219 247V250H218V247H216ZM227 248H226V247ZM233 246H235V247H233ZM242 246H244L243 247V249H245V250H243L242 249ZM252 246H254V247H252ZM134 247V248H133ZM146 247V249H141V248H145ZM161 247V246H160ZM161 247V248H162ZM177 247L180 249V251H179V249H177ZM181 247V248H180ZM223 247H224V249H223ZM230 247V248H229ZM246 247V248H245ZM251 247L252 248H257V249H255V251L253 250V249H251ZM124 248H125V250H124ZM156 248L159 250V251H157L156 250ZM183 248V250H181ZM206 248V249H205ZM210 248H213V249H211L212 251L214 250V248H215V251H213V252H211V253H213V254H215L214 252H216L217 250V252H216V254L213 256V254L212 255H210V256H208L207 255V253L209 252L208 251V249L210 250ZM216 248H217V250H216ZM231 248H234V249H232V250H228V249H231ZM238 248V249H237ZM164 249V248H163ZM167 249H173L171 252L169 251V250H167ZM175 249H176V251H175ZM193 249V250H192ZM196 249V250H195ZM204 251H203V250ZM237 249V251H238V253L240 252V254H238V253H234V251ZM239 249L240 250H242V251H239ZM249 249H251V250H249ZM127 250V251H126ZM134 250L138 253V254H136V252H135V257L134 258H136V259H134V258H132V251L134 252ZM143 250H145V251H143ZM178 250V251H177ZM207 250V251H206ZM118 251H120V252H118ZM128 251H131V252H128ZM169 251V252H168ZM192 251V252H191ZM222 251H223V253H222ZM231 251H233V254L231 253ZM237 251H235V252H237ZM244 251V254L242 253ZM247 251H249V253L247 252ZM250 251H252V252H250ZM126 252V253H129V255L131 254L132 256H130V257H128L129 255L127 254H124V253ZM144 252V255H146L145 257H144V255H143V257H142V255H141V253H143ZM153 252H154V254H153ZM157 254H159V255H157ZM177 252V253H176ZM181 253V255L182 256H180V254L179 253ZM220 252V253H219ZM224 252L226 253V255L224 254ZM245 252H246V254H245ZM123 253V256H126V258L125 257H123L121 254ZM160 253L162 254V256L160 255ZM163 253H166V255H167V253H168V255L166 256V255H164ZM172 253H174L173 255H172ZM186 253H191L190 255H192V256H187L186 255ZM211 253H209V254H211ZM218 253V254H217ZM222 253V256L221 255H219V254H221ZM255 253V254H254ZM151 254V255H150ZM188 254V255H189ZM205 254H206V256H205ZM226 256V257H224V255ZM228 254H229V257H228ZM238 254V255H237ZM113 255V256H112ZM140 255H141V257H140ZM153 255L154 256H156V257H153ZM174 255H175V257H174ZM179 255V256H178ZM217 255H218V257H220V258H218L217 257ZM236 257H235V256ZM243 255H245V256H243ZM252 255H253V257H252ZM114 258H112V257ZM118 256H120V257H118ZM150 256H152V259H151V257ZM169 256V257H168ZM174 258H173V257ZM187 256V258L185 259V257ZM213 256V257H212ZM232 256V257H231ZM240 256V257H239ZM246 256H248V257H246ZM250 256V257H249ZM116 257V258H115ZM122 257V258H121ZM167 257V258H166ZM170 257H172V258H170ZM177 257V258H176ZM190 259H189V258ZM211 257V258H210ZM234 257V258H233ZM239 257V258H238ZM112 258V259H111ZM130 258H132V261L130 260ZM146 258V259H145ZM149 258V259H148ZM154 258V259H153ZM157 260H156V259ZM176 258V259H175ZM193 258V259H192ZM196 259V261H195V259ZM212 260V261H214L213 263L209 260ZM216 258V259H215ZM229 258H231V259H229ZM238 258V259H237ZM243 258V259H242ZM110 259V260H109ZM122 259H124V261L122 260ZM125 259H126V261H125ZM185 260V262L183 263V261ZM192 259V260H191ZM206 259H208V261H210V262H206L207 260ZM218 259H220V260H218ZM229 259V260H228ZM237 259V260H236ZM241 259H242V261H241ZM104 260H105V262H104ZM108 260V261H107ZM128 260V261H127ZM133 260H136V261H134L133 262ZM140 260L142 261V262H140ZM149 260V261H148ZM154 260H155V262H154ZM164 260H165V262H164ZM171 260V261H170ZM224 260H225V262H224ZM235 260V261H234ZM238 260H239V262L240 263H238ZM103 261V262H102ZM107 261V262H106ZM181 261V262H180ZM192 261H194V262H192ZM227 261V262H226ZM113 262V263H112ZM135 262H137V263H135ZM147 262V263H146ZM149 262V263H148ZM179 262V263H178ZM206 262V263H205ZM234 262H237V263H234ZM186 263V264H187Z\"/></svg>",
    "mask_w": 264,
    "mask_h": 264
},
{
    "label": "bare ground",
    "instance_id": "obj_2",
    "mask_svg": "<svg viewBox=\"0 0 264 264\" xmlns=\"http://www.w3.org/2000/svg\"><path fill=\"white\" fill-rule=\"evenodd\" d=\"M1 1V0H0ZM8 1V0H7ZM10 1V0H9ZM21 1V0H20ZM32 0H30L29 2H31ZM35 1V0H34ZM34 1H33V3L31 2L30 4H32L33 6H34V4L36 3V1H38L39 2V0H36L35 1V3H34ZM41 2H39V4H38V6H36L35 7V9L33 8V10L32 11H30V12H28L29 13V15H27V12H26V15H25V11H23L21 14H23L24 13V15H21V17H19V18H21V20H22V24H23V26L22 27H24V28H22V27H20L19 29H18V35H19V37H20V35L21 36H24L25 37V39H26V37L29 35L30 37H27V39L25 40V41H22V40H20V39H22L23 37H21L19 40H20V42L22 41V43H17V41H16V43H15V45L16 46H14V45H12V47L14 46V48H12L13 50L16 48V47H18V48H20L21 49V51H23L22 50V48H21V46L22 47H24L25 48V50L26 49H29L30 50V52L29 53H31V55H30V58L28 57L27 59H25L24 57V54H26V52H24V54L22 55L23 56V60L24 61H21L22 62V65H20V66H15L16 65V62H15V64H14V62H12L11 61V59H10V61L14 64V68H13V70L11 71V72H9V76L7 75V77L9 78V89H11L10 91H8L9 93H11L12 94V96L14 97V99H13V97H11L12 99H9L10 97H8L6 94H4V93H2V96H4V95H6V97H4V98H7V99H2V101H1V103H5V102H8V101H10L11 100V102L9 103L10 105H8L9 106V108H8V111L10 110V108L12 107V106H14L15 104H16V107H18L17 106V104L20 106H23V105H26L28 102L26 101L27 99L26 98H24L25 100H21V99H23V98H20V96L22 95V97H24L25 95H23V94H26V93H24L25 92V90H27V89H29V87L31 88V86H33V88L35 89V90H37V91H35L34 92V96H33V98H32V100H33V103H35V104H37V106L39 105V106H41L40 107V109L42 108V106L45 108V112H46V110L48 111V119H52L53 118V120L52 121H47V122H45V128H43V126H41L42 128L40 129V131H38V132H41V134H43V135H46V134H50V133H52L53 131V134L54 133H56V128H55V125H56V122L54 121V119H56V118H58V116H60V114H61V116H65V117H63V118H66L67 117V115L69 116V118H68V120L70 119V117H71V115H69L70 113H73L74 114V112L77 110V109H81L82 107H84L83 108V110L81 109V111H82V117H81V119L79 120L80 122H84L85 120H87V118H88V120L84 123L85 124V128H83V132H80V134H81V136H79L78 134H77V132H74L73 130H71L69 127H68V124H69V122L68 121H65L64 123H62L61 122V124H63L61 127L62 128H64V130H62L61 132L60 131H57V132H59V134H61L62 136H60L59 134V136L60 137H62V138H60L59 139V137H58V139L59 140H57V139H54V136H53V141H60L61 142V144L62 145H65V144H69V142L71 143V141L72 140H74V137H76L77 135L80 137L79 138V140L77 141L76 139V141L77 142H80V141H82L83 142V146L85 147V149H86V147H96V149L98 150V152H101L100 154H102L103 152H105V151H107L108 149L109 150H112V149H110V148H108V147H112V146H119V145H121V144H123V141H126L127 142V144H126V148H128L129 150H132V151H137V150H139L138 152H139V158L140 159H138V160H134L133 162H132V167H131V169L130 170H128L127 171V173H126V171H125V175H122V176H120L119 174H120V172L119 171H117L116 170V168H114V171L112 172L110 169L109 170H107L106 171V173L109 175V179L110 180H116V181H118V179H121V178H123V179H125V180H127L128 182H133V184H134V181H135V184L136 183H138V182H141V183H143L144 182V179H147V175H148V173H146V172H149V169H150V171H152L153 170V173L155 174V176H156V178L158 179L159 178V181H160V179H161V181H163V182H160V183H162V184H165L164 186H166V187H164V188H166V190H167V187H171V188H169V192L170 191H172L173 190V188L176 190H179V188L180 187H178V186H183V184H181V183H183L182 182V179L181 178H183V177H181V178H179L180 177V175H178L179 177L177 178V176H175L174 175V172L176 171V172H179V171H184V170H187V172H186V176H185V178L187 177V179L185 180L184 179V181H188V184L190 185L191 184V188H195V189H197V191L199 190V188L200 189H203V191L202 190H200L201 191V193L203 194L204 192V195L201 197V198H199V199H201V201H203L202 202V204L201 205H204V204H206V207H208L207 206V204L209 203L210 205H211V203L212 204H215L216 202H219V206H220V208L222 207V205L224 206V204L225 203H223V204H221V202H220V200H219V198H217V199H215V200H213V201H215V202H212L211 201V203L209 202V198L213 195V197H214V195L215 196H218L219 194H217V192L214 194L213 193V190L214 191H218L219 190V188H220V186H218V184L220 183V184H224L226 187H230L229 185H231V187H232V185H238L237 186V192H238V190L240 191V190H242L241 188H243L244 189V187H243V180H244V178H242L243 180L241 181V183L239 182V180L241 179H239L238 178V180H237V175H236V173H238V176L239 177H243V176H240V172L241 173H245L246 172V175L248 176V174H249V176H251V177H253L254 176V179L256 178V176H257V178L255 179V180H253V182H255L256 180L257 181H259L260 182V184L259 185H263V184H261L262 182H264L263 180H264V178L262 177L263 175H262V173H263V169H264V160H262L263 162L262 163H258V161H254L255 159L254 158H256V157H254V154H255V152L258 150H262L263 152H264V87H263V85H261V91L259 92V95H257V98L258 99H256L255 101L252 99V98H250L249 100L250 101H248V102H246V100L248 99L247 98V95L245 94L246 92H247V90H248V87L247 86H243L242 88L240 87V85H239V90L238 91H234L233 89H232V86H231V82H233V80L234 79H238V81L239 82H243V83H248V78H249V76H248V74H247V72H241V71H238V73L236 74V75H234V73H233V71H232V69H231V67H232V59H231V57H230V55H229V51L227 50V49H223L222 50V54H223V56H222V59H224V60H226V61H228V63H229V68L228 69H225V70H223L222 71V73L221 72H219V70H218V67H216V64H215V62H216V60H217V53L215 52V47L212 45V42L210 41V47H211V49H212V52H213V54L211 55V56H209V57H207V60H209V63H207L206 61H203V62H200V65H198V66H201V67H198V69H196L197 67V64L199 63V62H197L196 61V66H195V64H194V61H193V64H192V67L193 66H195L194 67V69L195 70H199V71H201V72H197V71H194V69H193V74H195L196 75V77H197V74H198V81L201 83V82H203L204 83V81H201V80H199L200 78H203V77H206L207 79H208V77L210 78V79H212V80H215V79H217V78H219L220 77V75H224V77H228V81L226 82V83H224L223 82V85L221 84V86H220V84H218V86H220V87H216V86H214V81H212L211 82V80L209 81H206V78H205V83H204V85H202V83H201V86H200V84H196L197 82H195V81H197V80H195V81H191L193 84H190V83H188V84H186L187 83V81L189 82L190 81V77H191V80H193L194 78L196 79V77L194 76V75H192V73H191V75L192 76H194V78L192 79V76L190 75V72H192L191 70L190 71H188V68L189 69H191L187 64H191V60L189 61V60H187V61H189V62H185V63H183V62H181V61H183V60H185V59H181V58H179V60L181 59V63H179L180 64V66H181V64H182V66L181 67H184V64H186L185 66L187 67V71L184 73V71H183V73H180V74H177V73H175V71H174V75L176 74V76H171L172 75V71L174 70V69H172V71H171V67L169 68V66H166L167 68H169L170 69V75H169V73H167L166 71L167 70H169V69H167L166 71H165V73H164V70L166 69L165 67H163V69H161V66H162V63L164 62H162V60H161V63H159V59L158 58H160V57H157L158 56V54L156 55V48H159V47H157V45H156V47L154 48V44L152 43V41H153V38H151L150 39V37L148 38V34L146 35V38H145V41H144V47H143V49H142V51H141V49L139 48V46L140 45H138V48H136V51L134 50L133 52H131V54L132 53H138L137 55V57H136V55H133V56H135V57H133L131 54H129L130 53V49H131V45L133 46L134 44H132L133 42L135 43V41H134V39H133V37H131L130 36V34H129V31H126V32H124V33H120L118 30H119V28H118V26L116 27V25H113L111 28V31H108V34L110 33V35H106V38H103L102 37V35L105 33V30H103V32L104 33H102V35H101V37L104 39V40H102V45L103 46H101L102 47V49H105V50H107V52H105V53H107V54H109L108 55V58H107V56H105L104 57V55L102 56L101 55V57L99 56V54H98V56L99 57H95L94 56V58H91V60H82V61H80V62H76V63H73V64H71L70 66H69V69L71 68V70H70V74H69V78L68 79H65V75H63V74H61L60 73V71H59V67L61 66V64H60V59L59 58H52V57H50V56H48V55H50V54H48V53H46L47 52V50H48V52H49V50L50 49H52V50H55V51H53V55H55V54H58V52H62V51H64V48L66 49V47L67 46H69V47H71V46H75V44L77 45V44H80V41H81V39L83 38V36H87L88 34L89 35H91V40L92 39H96L97 40V38H99L100 36H98V34H97V32H96V30H97V28H98V22H97V20L95 19V18H97L98 16V12H99V9L101 8V6L102 5H105L106 7V10L105 11H103L102 12V14L104 15V16H107V17H113V15L115 14V17L117 16V18L121 21V18L122 17H124L123 16V14L124 13H130V11L132 10V8H131V10L128 12V11H126V10H128V8L130 7V3L128 4L129 5V7L128 8H126L125 9V11H123V9L121 8V7H119V6H116L114 3H110L111 2V0H92V2L93 3H90L91 5V7H90V9L88 10L87 8V10H88V12H87V14H86V16H84V17H89V19H91L90 20V22L91 23H89V21H88V19H87V21H88V23L89 24H92V20L93 21H95L94 22V26L93 25H91V26H93V30L91 29V27H89V26H87V28H83L84 30L83 31H80V30H78V29H75L74 27H73V22L76 24L78 21L77 20H79V19H76V22H75V18H77L78 16H79V14H81V15H83L82 14V12L79 10V12H74L73 11V9L71 8V6L72 5H70V2L68 3L67 1L68 0H64V2L66 1V5L65 6H67L66 7V9H64L65 8V6L64 7H62V5L58 2L59 0H40ZM61 1V0H60ZM70 1V0H69ZM77 1V0H76ZM75 1V2H76ZM86 1V0H85ZM84 1V2H85ZM91 1V0H90ZM117 3H121V2H124V3H126L127 1L126 0H115ZM114 1V2H115ZM131 1V0H130ZM136 1V0H135ZM135 1H133V2H135ZM138 1V0H137ZM144 1H146V0H142V5H143V3H144ZM152 1V0H151ZM4 2V3H3ZM3 2H0V4H1V6H2V4H5V2L6 1H3ZM15 2V1H14ZM13 2V3H14ZM16 2H18V1H16ZM64 2H63V0L61 1V3L62 4H64ZM74 2V3H75ZM139 2H141L140 0H139ZM147 2V1H146ZM145 2V3H146ZM163 2H164V0H163ZM162 2V3H163ZM6 3H8V2H6ZM12 3V2H11ZM110 3V4H109ZM132 3V2H131ZM144 3V4H145ZM149 3H150V1H149ZM159 3H161V2H159ZM158 3V4H159ZM20 4V3H19ZM59 4L61 5V8H60V6H59ZM80 4H81V2H80ZM83 4V3H82ZM133 4V3H132ZM131 4V5H132ZM154 4V3H153ZM225 4V3H224ZM20 5H22V4H20ZM78 5V4H77ZM124 5H126V4H124ZM147 5V4H146ZM0 6V7H1ZM8 6V5H7ZM17 6H18V4H17ZM133 6V5H132ZM144 6V5H143ZM149 6V5H148ZM23 7V6H22ZM25 7V6H24ZM82 7V6H81ZM88 7H89V5H88ZM103 7V6H102ZM135 7V6H134ZM133 7V8H134ZM140 6H138V8H139ZM2 8H4L5 9V7L3 6ZM1 8V10H2V12H0L1 14L0 15H2V13H4V9H2ZM30 8H32V6H30ZM60 8V9H59ZM123 8H125V7H123ZM145 8H147L146 6H145ZM64 9V10H63ZM135 9H137V8H135ZM134 9V10H135ZM161 9H162V7H161ZM10 10V9H9ZM18 10V9H17ZM133 10V11H134ZM140 10V9H139ZM141 10H143V9H141ZM159 10H160V8H159ZM12 11V10H11ZM19 11V10H18ZM78 11V10H77ZM85 11V10H84ZM137 11V10H136ZM158 11V10H157ZM9 12V11H8ZM101 12V11H100ZM138 12V11H137ZM141 12V11H140ZM162 11H158V12H156V13H154V15H156L157 16V14H159L160 16H158V18L159 17H161L162 15H163V12L161 13ZM166 12V11H165ZM169 12V11H168ZM5 13H6V11H5ZM4 13V14H5ZM11 13V12H10ZM15 13H17V12H15ZM131 13H132V11H131ZM134 13H135V11H134ZM161 13V14H160ZM8 14V13H7ZM100 14V13H99ZM166 14H168V13H166ZM80 15V16H81ZM101 15V14H100ZM129 15V14H128ZM164 15H165V13H164ZM79 16V17H80ZM167 16H169V14L168 15H166L165 17H167ZM1 17V16H0ZM29 17V18H28ZM78 17V18H79ZM100 17V16H99ZM125 17H128L127 15L125 16ZM132 17V16H131ZM134 17V16H133ZM18 18V19H19ZM81 18H82V16H81ZM61 19H62V21H61ZM110 19V18H109ZM131 19V18H130ZM163 19H165V18H163ZM167 19V18H166ZM0 20H2V21H4V19H0ZM82 20V19H81ZM83 22H85L86 20H85V18H83ZM111 20V19H110ZM124 20V19H123ZM2 21H0V22H2ZM61 21V22H60ZM112 21H113V19H112ZM114 21H115V19H114ZM132 21V20H131ZM130 21V22H131ZM18 22H19V20H18ZM59 22H60V24H59ZM81 22V21H80ZM80 22L77 24V25H80ZM82 22V23H83ZM117 22V21H116ZM57 23V24H56ZM19 24V23H18ZM20 24H21V22H20ZM50 26H49V25ZM59 24V26H57ZM74 24V25H75ZM84 24V23H83ZM102 24V23H101ZM128 24V22L126 23V25ZM24 25H27V26H24ZM61 25H63L64 26V29L62 28V26ZM76 25V26H77ZM85 25V24H84ZM125 25V24H124ZM19 26V25H18ZM59 27V29H63L64 31L62 32V33H60L59 34V32H61V30H59V29H57V27ZM60 26H61V28H60ZM82 25H80V27H81ZM101 26V25H100ZM128 26V25H127ZM83 27V26H82ZM81 27V28H82ZM88 27L91 29V30H88ZM103 27V26H102ZM102 27H99V28H101L102 29ZM125 27V26H124ZM131 27H133V26H131ZM145 27V26H144ZM16 29V30H17ZM101 29L100 30H97V31H101ZM125 29V28H124ZM78 30V31H77ZM126 30H129V29H126ZM131 30V29H130ZM138 30V29H137ZM11 31H12V29H11ZM24 31H26L27 33L26 34H28V32H29V34L27 35V36H25V34H23L24 33ZM59 31V32H58ZM122 31V30H121ZM6 32V31H5ZM10 32V31H9ZM16 32L14 33L16 36H17V34H16ZM102 32V31H101ZM133 32V31H132ZM135 32V31H134ZM0 33H1V31H0ZM107 33V32H106ZM136 33H137V31H136ZM135 33V34H136ZM138 33H140V32H138ZM154 33V32H153ZM156 33V32H155ZM7 34V33H6ZM8 34H10L11 36H15V35H12L11 34V32L10 33H8ZM7 34V36H9ZM23 34V35H22ZM71 34V35H70ZM135 34H133V35H135ZM1 35V34H0ZM2 35H3V33H2ZM157 35V34H156ZM159 35H160V33H159ZM7 36H6V38H7ZM138 36V35H137ZM158 36V35H157ZM2 37L3 36H1L0 37V40H4L5 39V36L3 37V39H2ZM82 37V38H81ZM97 37V38H96ZM100 37V38H101ZM141 37V36H140ZM151 37H153V34L151 33ZM81 38V39H80ZM135 38V37H134ZM139 38V37H138ZM8 39V38H7ZM14 39V38H13ZM17 39V40H18ZM135 39H137V38H135ZM159 40L160 38L159 37H157V38H155V36H154V40ZM9 40V39H8ZM7 40V41H8ZM19 40H18V42H19ZM42 40V41H41ZM79 40V41H78ZM139 40V39H138ZM137 40V41H138ZM27 41V42H26ZM87 41V40H86ZM93 41V40H92ZM161 41V40H160ZM159 41V44L161 43ZM163 41V40H162ZM165 41V40H164ZM164 41H163V44H164ZM2 42V44H3V41H1ZM0 42V43H1ZM6 42V41H5ZM10 42V41H9ZM9 42H7L8 44H9ZM14 42V41H13ZM13 42H12V44H13ZM98 43L100 42V39L97 41ZM139 42V41H138ZM141 42V41H140ZM154 42V41H153ZM169 42V41H168ZM168 42H167V46H168ZM7 43H5L4 44V46H5V48H6V52H9V50L7 51ZM86 43V42H85ZM91 44H96L95 43V40L93 41V42H90ZM170 43V42H169ZM1 44V45H2ZM87 44H89V43H87ZM100 44V43H99ZM136 44H138L137 42L135 43V45ZM238 44L239 45H242L240 42H238ZM238 44H237V46H238ZM263 44H264V42H263ZM18 45V46H17ZM19 45H21L20 47H19ZM134 45V46H135ZM154 45V46H153ZM92 46V45H91ZM95 46V49H96V45H94ZM93 46V47H94ZM100 46V45H99ZM98 45H97V47H99ZM110 46H111V48H110ZM158 46H160L161 47V44L160 45H158ZM164 46H166V43H165V45ZM166 46V47H167ZM243 46V45H242ZM8 47H9V45H8ZM11 47V46H10ZM104 47V48H103ZM170 47V46H169ZM168 47V48H169ZM171 47H172V45H171ZM170 47V49H172ZM182 47V46H181ZM241 47V46H240ZM244 47V46H243ZM242 47V48H243ZM248 47V46H247ZM246 47V48H247ZM81 49H82V46L80 47ZM100 48V47H99ZM98 48V49H99ZM110 48V49H109ZM241 48V49H242ZM249 48V47H248ZM247 48V49H248ZM10 49V48H9ZM17 49V48H16ZM91 49H93L92 47H91ZM101 49V48H100ZM125 49V51H123ZM134 49H135V47H134ZM167 49V48H166ZM179 49V48H178ZM240 49V48H239ZM241 49H240V52L242 53V51H241ZM250 49H251V47H250ZM250 49H249V51H250ZM3 50V49H2ZM1 50V51H2ZM5 50V49H4ZM11 50V49H10ZM17 50H19V49H17ZM16 50V51H17ZM24 50V51H25ZM45 50H46V52H45ZM89 50V49H88ZM87 50V51H88ZM161 50V49H160ZM159 50V51H160ZM168 50V49H167ZM167 50H166V52H167ZM243 50V49H242ZM15 51V52H16ZM82 51H84V50H81V52ZM102 51V50H101ZM141 51V52H140ZM153 51H155L154 53H153ZM158 51V50H157ZM170 50H168V52H169ZM178 51V50H177ZM248 51V50H247ZM248 51V52H249ZM12 52V51H11ZM10 52V53H11ZM14 52V51H13ZM12 52V53H13ZM90 52V51H89ZM92 52H94V50L92 51ZM91 52V53H92ZM97 52V51H96ZM95 52V53H96ZM171 52V51H170ZM179 52V51H178ZM182 52V51H181ZM181 52H179V54L181 53ZM240 52H239V54H240ZM253 53V51H250L248 54L250 55V57H251V55H252V53ZM1 53H3V52H1ZM4 53H5V51H4ZM3 53V54H4ZM12 53H11V55H12ZM17 53V52H16ZM22 53V52H21ZM55 53V54H54ZM103 53V52H102ZM104 53V54H105ZM251 53V54H250ZM5 54H7V53H5ZM4 54V55H5ZM48 54V55H47ZM84 54V53H83ZM94 54V53H93ZM107 54H105V55H107ZM141 54V55H140ZM155 54V55H154ZM169 54V53H168ZM168 54H162V56L164 57L165 55V59H166V57L168 56V57H170V56H172L171 54H170V56L168 55ZM178 53L176 54L177 56H175V55H173L172 57L174 58V57H176L177 59H178V55H179ZM8 55H9V53H8ZM18 55V54H17ZM17 55H16V57H17ZM28 55V54H27ZM26 55V56H27ZM53 55H51V56H53ZM59 55H60V53H59ZM91 55V54H90ZM95 55V54H94ZM127 55H131L132 57L131 58H133L132 60H131V58L129 59V63H130V60H131V66H129L128 64H127V61H128V59H127V61H123V59L122 58H124V57H126ZM160 55V54H159ZM181 55V54H180ZM242 55H244V51H243V54ZM249 55L247 56V57H249ZM96 56H97V54H96ZM111 56V57H110ZM253 56H254V53H253ZM5 57H7V56H5ZM107 59V60H109V59H111L110 60V62L108 63V64H104V62H105V59ZM167 57V59H166V61H169L168 59H170V58H168ZM245 57V56H244ZM249 57V58H250ZM9 58H11V57H9ZM18 59H20V57H17ZM128 58H129V56H128ZM136 58V59H135ZM162 58V57H161ZM172 58V59H173ZM243 58V57H242ZM248 58V59H249ZM4 59V58H3ZM3 59H2V61H3ZM7 59V61H8V57L6 58ZM243 59H245V58H243ZM5 60V59H4ZM13 60V59H12ZM21 60V59H20ZM106 60V61H107ZM164 60V59H163ZM173 60H175V58L173 59ZM173 60L171 61V63L170 64H173V63H176L178 60H176V62H173ZM1 61V62H2ZM6 61V60H5ZM17 61V60H16ZM101 61H102V63H101ZM104 61V62H103ZM245 61H246V59H245ZM244 60L242 61V62H245ZM3 63H5V62H3ZM12 63H9V65L11 64V66H12ZM18 63V62H17ZM20 63V62H19ZM19 63H18V65H19ZM178 63V62H177ZM246 63V62H245ZM166 63L164 62V65H165ZM7 63L5 64V66H9ZM101 65H103L104 66V69L105 70H102L101 69V71H100V67H101ZM167 65V64H166ZM174 65V64H173ZM246 65H248L247 63H246ZM2 66H4V64L2 65ZM102 66V67H103ZM171 66V65H170ZM175 66V65H174ZM173 66V67H174ZM176 66L178 67L179 65H177L176 64ZM175 66V67H176ZM10 67V66H9ZM31 68V70L32 71H30L28 74H24V72H27L28 70V68ZM32 67H33V69H32ZM1 68V67H0ZM6 68H8V67H6ZM11 68V67H10ZM185 68V67H184ZM100 71V72H97L98 70ZM201 69V70H200ZM25 70H27V71H25ZM84 70H89V72L88 71H85L84 72ZM90 70H93V72L91 73L90 72ZM163 70V71H162ZM6 71V70H5ZM8 71H10L9 70V68H8ZM7 71V72H8ZM197 74H196V73ZM6 73V72H5ZM3 75H4V77H3ZM3 75H1L3 78H5L6 77V75L5 74H3ZM211 76L213 77V78H215V79H213V78H211ZM6 77V78H7ZM138 77L140 78V80H141V83L139 82V79H138ZM260 77V76H259ZM137 78V80H136V83H137V81L140 83V84H138V85H136V83L134 82L135 81V79ZM262 79H263V77H261ZM0 79H1V77H0ZM143 80V81H142ZM184 80L186 81V83L184 82ZM203 80H204V78H203ZM1 81H3V82H5L4 80H1ZM0 81V85H1V87H2V85H3V83ZM7 82V81H6ZM198 82V83H199ZM6 84V85H7ZM196 84V85H195ZM213 86H211V85ZM216 84V83H215ZM263 84H264V82H263ZM5 84H4V86H6ZM139 85H140V87H139ZM143 87H142V86ZM192 85H194V87L193 88H191V86ZM8 87V86H7ZM6 87V88H7ZM216 87V88H215ZM4 90H6V88H4V87H2ZM2 88H1V90H2ZM33 90V89H32ZM29 91V90H28ZM31 91V90H30ZM0 92H3V90L2 91H0ZM4 92H6V91H4ZM9 93H7V94H9ZM31 93V92H30ZM4 94V95H3ZM11 94H10V96H11ZM32 94V93H31ZM27 97V96H26ZM31 97V96H30ZM30 97H29V95H28V99L30 100ZM25 102H27L26 104H25ZM109 104L107 107H105V105L106 104ZM4 105H6V104H4ZM4 105L3 106H0V108L1 107H3L2 109H0L1 110V112L2 113H0L1 115L3 114V110H5V108H4ZM7 106V105H6ZM5 106V107H6ZM15 106H14V108H16ZM57 107H60V109H57ZM7 108V107H6ZM21 109L22 108H24V107H20ZM39 108V107H38ZM43 108V109H44ZM16 109H18V108H16ZM20 109V110H21ZM7 110V109H6ZM42 110V109H41ZM8 111L7 112H5L6 113V115H7V113H8ZM15 111V110H14ZM16 114V113H15ZM21 114H23V113H21ZM72 114V115H73ZM95 114H98V116H96L97 118L96 119H92V116L93 115H95ZM16 116V115H15ZM19 116V115H18ZM9 117V116H8ZM17 119H18V117H17ZM67 119V118H66ZM14 120V119H13ZM19 120V119H18ZM25 120V119H24ZM94 120H96V122L94 121ZM63 121V120H62ZM17 122V121H16ZM19 122V121H18ZM23 122V121H22ZM25 122H26V120H25ZM89 122H90V124H89ZM27 123V122H26ZM29 123V122H28ZM47 123V124H46ZM24 124V123H23ZM88 124H89V126H88ZM95 125V127L97 126V128L95 129V131H89L90 130V126H92V125ZM47 125V126H46ZM129 125L131 126V127H134V128H129ZM57 126V125H56ZM60 126V125H59ZM58 126V127H59ZM28 128H30L29 129V131L32 129V124L31 125H28L27 126ZM81 127V126H80ZM22 128H23V130H24V126H22ZM39 128H40V126H39ZM53 129V130H52ZM26 131V130H25ZM52 131V132H51ZM91 132V133H90ZM109 134V135H108ZM110 134H111V136L112 137H110ZM56 135V134H55ZM109 136V138H108V136ZM37 135H35L34 134V137H36ZM107 136V137H106ZM90 137H91V139H90ZM127 138V139H126ZM78 139V138H77ZM67 140H70V141H67ZM74 140V141H75ZM137 146H138V148H137ZM120 147V146H119ZM118 148V147H117ZM85 149H83V150H85ZM93 149V148H92ZM92 149H90V150H92ZM107 149V150H106ZM127 149V150H128ZM90 150H89V152H90ZM95 150V149H94ZM96 150V151H97ZM0 151H2V149H0ZM86 151H88L87 149L84 151V156L86 155V157L88 158L89 156H91V155H89V156H87L88 155V152H86ZM131 151V152H132ZM257 151V152H258ZM110 152V151H109ZM108 152V153H109ZM127 152V151H126ZM129 152V151H128ZM257 152H256V154H257ZM263 152H261L262 154H260V156L261 157H264V153ZM5 152H3V154H4ZM86 153V154H85ZM92 153H93V151H92ZM134 153V152H133ZM260 153V152H259ZM259 153L257 154V155H259ZM2 154V153H1ZM1 154H0V160L1 159H3V157L5 156H1ZM2 154V155H3ZM81 154V153H80ZM90 154V153H89ZM95 154V153H94ZM94 154H93V156H94ZM106 154H107V152H106ZM125 154V153H124ZM123 154V155H124ZM130 154H132V153H130ZM130 154L128 155V153H127V155L128 156H130ZM83 155V154H82ZM97 155V154H96ZM104 155H105V153H104ZM73 156V155H72ZM98 156V155H97ZM100 156V155H99ZM98 156V157H99ZM132 156V158H133V154L131 155ZM2 157V158H1ZM96 157V156H95ZM94 157V159H98V157L97 158H95ZM101 157H103L104 158V156H101ZM86 158V159H87ZM100 158V157H99ZM127 158V157H126ZM132 158H130V159H132ZM89 159H90V157H89ZM88 159V160H89ZM93 159V158H92ZM128 159V158H127ZM4 160H6V157H5V159ZM3 160V161H4ZM87 160V161H88ZM96 160H94L95 162H96ZM2 160L0 161V163L2 162V163H5V162H3ZM7 161V160H6ZM128 161H129V159H128ZM130 162V161H129ZM2 163L0 164V167L3 169L5 166H4V164H3V166L4 167H2ZM7 163V162H6ZM6 163H5V165H6ZM91 163V162H90ZM92 163H94L93 161H92ZM92 163H91V165H92ZM96 163H99V162H96ZM109 163V162H108ZM114 161L112 160L111 162H110V166L111 167H109V168H112L113 169V167L115 166L114 165ZM125 163V162H124ZM128 163V162H127ZM130 164H131V162H130ZM64 165V164H63ZM100 165V164H99ZM108 165V164H107ZM127 165V164H126ZM65 166H67V164L65 165ZM69 166H70V163H69ZM69 166H68V169H69ZM64 167V166H63ZM126 167V166H125ZM143 167H146L147 168V171H143L144 169H143ZM66 168V167H65ZM70 168H72V166L70 167ZM1 169V170H2ZM66 170V169H65ZM57 171V170H56ZM56 171H54L53 170V172H55L56 173ZM71 171V173L73 172L74 173V171H72L71 169L68 171V174H69V172ZM131 171H132V173H131ZM57 172H59V171H57ZM84 172V171H83ZM145 174H144V173ZM231 172H233V173H235V174H230ZM249 172V173H248ZM4 173V172H3ZM33 173H36V172H33ZM38 173V172H37ZM36 173V174H37ZM63 173H65V171L63 172ZM62 173V174H63ZM67 173V172H66ZM75 173H76V171H75ZM100 173V172H99ZM173 173V174H172ZM184 173V172H183ZM182 173V174H183ZM250 173H252L251 175H250ZM36 174H31L30 176H32V178H35L34 177V175L36 176ZM40 174V173H39ZM38 174V175H39ZM76 174H79V173H76ZM87 174H88V172H87ZM97 174H98V172H97ZM178 173H176V175H177ZM185 174V173H184ZM183 174V175H184ZM253 174H255V175H253ZM37 175V176H38ZM50 175V174H49ZM49 175H47V176H45V179H46V177H48ZM55 175V174H54ZM61 175V174H60ZM67 175V174H66ZM74 175V174H73ZM72 175V176H73ZM82 175H83V173H82ZM150 175V174H149ZM233 175H236V179H232V176ZM245 175V176H246ZM1 176H2V174H1ZM63 176H64V174H63ZM75 176V175H74ZM76 176H79V175H76ZM86 176V175H85ZM88 176V175H87ZM86 176V177H87ZM90 176H92L91 174H90ZM90 176H88L89 177V179L91 178ZM171 176H174L175 178H171ZM230 176H231V178H230ZM244 176V177H245ZM246 176V177H247ZM248 176V178H246L245 177V180H244V182H245V184L247 183L246 182V180L247 181H249V183H247L246 184V186L249 188L250 186H252L253 187V189L252 188H249V190L251 189L252 191H250V192H256L255 191V189H254V187H256L255 186V184L257 185L259 182H257L256 181V183H250V181H252V178L251 177H249ZM4 177H6V175H3V178ZM39 177H40V175H39ZM39 177H38V179H39ZM50 177H51V175H50ZM54 177H56V175L54 176ZM58 177V176H57ZM57 177H56V179H57ZM65 177V176H64ZM64 177H62L61 179H63ZM67 177V176H66ZM69 177V176H68ZM70 177H71V175H70ZM79 177H81L82 178V176H79ZM121 177V178H120ZM150 177V176H149ZM235 177V176H234ZM2 178V177H1ZM0 178V179H1ZM53 178V177H52ZM71 178H73V177H71ZM93 178V177H92ZM92 178H91V180H92ZM251 180H250V179ZM29 179H31V177H29ZM58 179H60V178H58ZM83 179V178H82ZM82 179H80L79 181H81ZM84 179H85V177H84ZM88 179V178H87ZM85 180L84 182H86V181H88V180ZM263 179V180H262ZM9 179L7 178V181H8ZM17 180V179H16ZM35 180H36V178H35ZM40 180V179H39ZM37 181L38 182V184L40 183V181ZM49 179H47V181H48ZM52 180V179H51ZM53 180H54V178H53ZM65 180V179H64ZM77 181L76 180V178H73L72 179V182L73 181ZM172 180V181H171ZM1 182L3 181L2 179L0 180ZM14 181V180H13ZM18 181V180H17ZM29 181V180H28ZM27 181V182H28ZM31 181V180H30ZM46 181V180H45ZM71 181V180H70ZM94 181V180H93ZM262 181V182H261ZM0 182V183H1ZM16 181H14V182H12V184L14 183L15 185H12L11 186V184H10V186L11 187H7V192H9V189L11 188V190H10V192H9V194L7 193V192H5V194H8V195H10V196H12V194L15 192V190H14V188H15V186H16V184L18 183H15ZM37 182H34V183H37ZM56 182V181H55ZM72 182L70 183L69 181H65V183H66V185L64 184V186L66 187L67 186V183H68V186L70 185L71 186V184H72ZM90 182V181H89ZM89 182H87V183H84L85 185L87 184L88 185V183ZM113 182H115V181H113ZM190 182V183H189ZM46 183V182H45ZM45 183H44V187H45ZM48 183V182H47ZM47 183H46V188H47ZM64 183V182H63ZM70 183V184H69ZM79 183V182H78ZM77 182H75L74 183V185L75 184H77V187H79L78 185L80 184H78ZM116 184H117V182H115ZM140 183V184H141ZM238 183H240V184H238ZM27 184V183H26ZM33 184V182L30 184V185H32ZM37 184V185H38ZM56 184V183H55ZM58 184H59V181H58ZM61 184V183H60ZM82 184V183H81ZM82 185V187L83 186H85V185ZM89 184H91L92 185V181H91V183H89ZM95 184V183H94ZM115 184V185H116ZM118 184H119V182H118ZM139 184V185H140ZM162 184H161V186H162ZM245 184H244V186H245ZM248 184H250V186H248ZM29 185V183L27 184V186ZM51 185V184H50ZM49 185V186H50ZM52 185L54 186V184L52 183ZM115 185H113V186H115ZM120 185V184H119ZM119 185H116L115 187L116 188H118L117 186H119ZM1 187H0V190H2V188H3V191H0V194H1V192L3 193L4 191H5V189H6V187L4 186V185H0ZM5 188H4V187ZM14 186V187H13ZM18 186V185H17ZM20 186H21V184H20ZM19 186V187H20ZM33 186V185H32ZM32 186H31V188H32ZM34 186H35V184H34ZM33 186V187H34ZM40 186V185H39ZM42 186V185H41ZM40 186V187H41ZM67 186V187H68ZM73 186V185H72ZM96 186V185H95ZM122 186V185H121ZM143 186V185H142ZM156 186V185H155ZM158 186V185H157ZM187 186V185H186ZM245 186V189H247V190H245V192L244 193H249V192H246V191H248V188ZM258 186V185H257ZM18 187V188H19ZM30 187V186H29ZM38 187V186H37ZM37 187H35V188H32L33 189V192H34V190L37 188ZM39 187V188H40ZM56 187V186H55ZM60 187H62L61 185H60ZM65 187L63 188L64 190H65ZM66 187V189H68ZM81 187V186H80ZM79 187V188H80ZM86 187H88V186H86ZM92 188H93V186H91ZM91 187L89 188V190L91 189ZM124 187V186H123ZM122 187V188H123ZM141 186H139V188H140ZM160 187V186H159ZM184 187V186H183ZM189 186H188V188H190ZM212 187V188H211ZM215 187H217V189L215 188ZM222 187V186H221ZM240 187V188H239ZM13 188V189H12ZM18 188H16V189H18ZM21 188V187H20ZM28 188V187H27ZM27 188H25V189H27ZM114 188V187H113ZM116 188H114V189H116ZM143 188V187H142ZM185 188H187V187H185ZM210 188H211V191L209 192V190H210ZM214 188V189H213ZM233 188V187H232ZM232 188H230L231 190H229V192L230 191H232ZM258 188V187H257ZM260 188V187H259ZM22 189V188H21ZM32 189H30V191H32ZM38 189V188H37ZM50 189V187L48 188V190ZM59 189V188H58ZM70 191H71V193H73V190H72V188L70 187ZM73 189H75L74 187H73ZM78 189V188H77ZM86 189V188H85ZM114 189H111L110 190V192L111 191H113ZM154 189V188H153ZM170 189H172V190H170ZM195 189H193L191 192L193 193H197V191L195 190ZM209 189V190H208ZM220 189H222V188H220ZM228 189V188H227ZM20 190V189H19ZM19 190H17L18 191V193H21V192H19ZM43 191H45L44 189H42ZM47 190V189H46ZM56 190V189H55ZM60 190V189H59ZM62 190V189H61ZM79 191H80V189H78ZM78 190H77V192H78ZM93 189H91V192H94V190L92 191ZM122 191L124 190V189H121ZM161 190V189H160ZM162 190H163V188H162ZM161 190V191H162ZM177 190H176V192H177ZM206 190H208V195L206 196L205 194L207 193V191ZM234 190H235V186H234ZM233 190V191H234ZM12 191H14L13 193H11ZM17 191H16V193H17ZM27 191V190H26ZM69 191V192H70ZM83 191H85L84 190V188L82 189V191L81 192H83ZM87 191V190H86ZM85 191V193H87ZM107 191V189L106 190H104V192H106ZM116 192L118 191V190H115ZM125 191V190H124ZM138 191V190H137ZM157 191V190H156ZM164 191H165V189H164ZM258 191V190H257ZM22 192H23V190H22ZM47 192V191H46ZM51 192H52V189H51ZM54 192V191H53ZM56 192H57V190H56ZM61 191H59L58 193H60ZM62 192H63V190H62ZM60 193V194H58L57 193V195H58V197H60L59 199H61L62 197H63V195H68L69 196V192H68V190L66 191H64L65 193ZM103 192V191H102ZM126 192H127V190H126ZM126 192H124L125 194H126ZM146 192V191H145ZM152 192V191H151ZM168 192V191H167ZM166 192V193H167ZM173 192H174V190H173ZM213 193L211 196L209 195V193ZM242 192H243V190H242ZM254 192H253V195H255L254 194ZM259 192V191H258ZM24 193V192H23ZM23 193H22V195H23ZM26 194H28L27 192H25ZM35 193L36 192H34V195L33 196H35ZM44 193V192H43ZM43 193H42V195H43ZM48 193V192H47ZM84 193V192H83ZM89 193V192H88ZM87 193V194H88ZM124 193H120V194H118V196H116L117 198L119 197H122V198H124V199H122V198H120L121 200H125V198H127L126 196L127 195H125ZM141 193H142V191H141ZM163 193V192H162ZM165 193V192H164ZM171 193V192H170ZM243 193V194H244ZM5 194H3V195H5ZM15 194V193H14ZM30 194V193H29ZM36 194H38V196L39 197H42V195L40 196L39 195V193H36ZM41 194V193H40ZM56 194V193H55ZM54 194V195H55ZM62 194V195H61ZM74 195L73 196H75V192L73 193ZM94 194V193H93ZM92 193H90V195H93ZM96 194V193H95ZM109 193H105V194H103L102 193V200L104 199L103 197V195H107V196H109L108 195ZM113 194H114V192H113ZM129 194V193H128ZM169 194V193H168ZM168 194H166V195H168ZM217 194V195H216ZM251 194V193H250ZM3 195L1 196L0 195V201H2V199L3 198H5V196H6V198H7V195H5L4 197H3ZM17 196H18V194H16ZM22 195H20V196H22ZM45 195V194H44ZM48 195V194H47ZM57 195H55V196H57ZM61 195V196H60ZM66 195V196H67ZM72 195V194H71ZM81 195H83L82 193H81ZM86 195V194H85ZM98 195H99V197H101L100 196V194L98 193ZM98 195H97V198H99L98 197ZM130 195V194H129ZM128 195V196H129ZM133 195V194H132ZM163 195V194H162ZM183 195V194H182ZM246 195V194H245ZM258 196L260 195L259 193L257 194ZM9 196V197H10ZM13 196H15V195H13ZM20 196H18V199L20 198ZM28 196H30V195H28ZM31 196H32V192H31ZM32 196V198H36L37 197V195H36V197H33ZM51 196H53V195H51L50 194V196L49 197H51ZM66 196H64V198L62 199L63 201H65L64 199H67L66 198ZM73 196H69L70 198H72ZM76 196H78V195H76ZM114 195H110L109 197H113ZM248 196H250L249 194H248ZM258 196H257V198H256V196L255 197H253L252 198V196H250L251 197V202H249V201H245L244 203H246V207H245V204H244V206H243V204L242 205H240V206H242L243 207V210H244V208H245V211H246V213H250L251 212V209L253 208V206L254 205H256V204H259L260 202H261V199H262V202L259 204V205H261L259 208H258V206H257V208H255L257 211H253V214H256L255 212H257V219H255L256 217L255 216H253L252 214V216L254 217V225H255V222H256V224L257 223H262V222H260L261 220H262V218L261 217H263V213H264V202H263V197H259V198H261V199H258ZM261 196V195H260ZM68 197V198H69ZM80 197V196H79ZM87 197V196H86ZM96 197V196H95ZM116 197H114V198H116ZM132 197H134V195L132 196ZM180 197V196H179ZM182 197V199L184 200V198L185 199H187L186 198V195L185 196H181ZM184 197V198H183ZM206 197H209V198H206ZM22 198V197H21ZM30 198V197H29ZM44 198H45V196L43 197V200H44ZM77 198V197H76ZM80 198H82V197H80ZM83 198H84V196H83ZM93 198V197H92ZM141 198H143V202H146V204L147 205H149V204H151L150 206H152L153 208H155V211H153L152 212V210H154L152 207H149L151 210H150V212L148 211L147 212V210H149V208L146 210L145 209V204H143V206H139L138 204L140 203H137V205L140 207V209H141V207L143 208V209H141V210H143V211H140V209H138L139 211H140V213H139V215L140 216H142V215H145L144 213H151L152 212V215H154L155 214V218H152V216H151V214H150V216L151 217H149L150 219H154L155 220V222H153L154 223V225L156 226V227H160V223H161V226H162V223H164L165 224V218H170L169 219V221L168 220H166L167 222H169L168 224V228H166V224L165 225H163L162 227H160V230L161 231H158L156 228V230L154 231L153 230V227H155V226H152L150 223V219H148V218H145V219H148V221L150 222H148L149 224H147V222H146V220L144 221V223H145V225L147 224L148 226H146L145 227V225H143V227H145L143 230H145V233L146 234H154L156 231V233H155V237L156 238H154V240L156 239H158V237H161L160 235H162V234H164V230L165 229H168L169 231H166V232H168V233H170V235H171V231H170V229H171V227L174 225L175 226V224H176V222H177V224H179V222L180 221H182L181 223L183 224V222L186 224V223H191L192 222V218L191 217H188L187 215H184V214H187V211L185 210V208L184 207H186V204H187V202H184V204L183 203H180L179 202V204H180V209H181V211H182V209L184 208V210L183 211H186V213L184 212V213H182L183 215L181 216V218H179V220L178 219H174L173 217H176V215L177 214H173L174 213V210L175 209H173V211H169L168 210V208L166 209V207H165V205H163L162 203H160L161 201H159V200H162V198H160L159 197V199L157 200V198L156 197H154V194H149V192H147V193H145L144 194V196L142 197H140V200H141ZM207 199L206 200V203H204V200L203 199ZM244 198H245V196H244ZM246 198H247V195H246ZM246 198H245V200H246ZM255 198V199H254ZM9 199H11V198H9ZM13 199H14V197H13ZM16 200H17V198H15ZM15 199H14V201H15ZM23 199V198H22ZM37 199H39V198H36V199H34V200H37ZM42 199V198H41ZM40 199V201H42ZM46 199H48V197L46 198ZM45 199V201L47 202V200ZM54 200H57L58 198L57 197H54L53 198ZM74 199V198H73ZM88 199H90L91 200V198H88ZM109 199H111V198H109ZM120 199H119V201H120ZM128 199V198H127ZM137 199V198H136ZM135 199V200H136ZM181 198H180V200H182ZM195 199H196V197H195ZM248 199V198H247ZM254 199V200H253ZM4 200V199H3ZM30 201H32L31 200V198L29 199ZM52 200V197H51V199H50V201ZM54 200H52V201H54ZM70 201L72 200V199H69ZM77 199H75V201H76ZM84 199H82V201H83ZM95 200V199H94ZM93 200V201H94ZM99 200H101V199H99ZM98 200V201H99ZM105 200H107V201H109L108 199H104V201ZM114 200V199H113ZM130 200V199H129ZM131 200H133V199H131ZM219 200V201H218ZM258 200H260V202L258 201ZM4 201H6V199L4 200ZM9 201H11V200H9ZM13 201V200H12ZM12 201L9 203V205L10 204H12V206H13V204L15 205V203L13 202L12 203ZM17 201H19V200H17ZM21 201H23V200H21ZM29 201V202H30ZM39 200H37V202H38ZM59 201L60 200H57V201H55L56 203L58 202V205H59ZM73 201V200H72ZM78 201H80V200H78ZM104 201H102L101 203L103 204V202ZM111 201V200H110ZM109 201V202H110ZM115 201V200H114ZM134 201V200H133ZM139 200H137L136 202H138ZM155 201H158L159 203H157V202H155ZM197 202V200H194V202L192 201V202H190L191 204V210L194 208V207H196L195 205H194V203H196ZM254 201H256L255 203H254ZM8 201H6L5 203H4V212H5V209L6 208H12L11 206H8V203H7ZM35 202V201H34ZM43 202V201H42ZM49 202V201H48ZM55 202H53V204H54V207H58V205L56 206L55 205ZM62 202V201H61ZM67 202V201H66ZM85 202V201H84ZM90 202V201H89ZM91 202H92V200H91ZM90 202V203H91ZM96 202H97V200H96ZM106 202V201H105ZM112 202V201H111ZM125 202H127V201H125ZM135 201H134V203H136ZM142 202V203H143ZM178 202V201H177ZM183 202V201H182ZM188 202H189V200H188ZM208 202V203H207ZM222 202H225V201H222ZM252 202L254 203V204H252ZM257 202H259V203H257ZM7 203V204H6ZM18 203V202H17ZM65 203V202H64ZM68 203V202H67ZM71 203H73V202H71ZM89 203V204H90ZM92 203H94V202H92ZM116 203V202H115ZM176 203V202H175ZM204 203V204H203ZM240 203H243V201H240ZM239 203V204H240ZM251 204V205H249V204ZM262 203H263V205H262ZM0 204H2L3 205V203H1L0 202ZM30 204V203H29ZM37 204H39V203H37ZM40 204H41V202H40ZM43 204H45V203H43ZM49 204V203H48ZM48 204H45V205H47L48 206ZM50 204H52L51 202H50ZM52 204V205H53ZM89 204H87V205H89ZM98 204V202L96 203V205ZM109 204V203H108ZM107 204V205H108ZM121 204V203H120ZM125 204V203H124ZM208 204V205H209ZM8 206V207H6V206ZM18 205V208H19V203L17 204ZM31 205V204H30ZM29 205V206H30ZM52 205H51V208H52ZM72 205V204H71ZM70 205V203L68 204V207H66L67 208V211L68 210H70V209H68L69 208V206H71ZM85 205V204H84ZM86 205V206H87ZM100 205V204H99ZM99 205H97L98 207H99ZM112 206H113V204H111ZM118 205V204H117ZM117 205H115V206H117ZM154 205V206H153ZM158 205H160V207L158 206ZM178 205V204H177ZM181 205H183L184 207H182ZM187 205H189V204H187ZM189 205V206H190ZM196 205H198V202L196 203ZM216 205V204H215ZM215 205H213V208H214V206ZM237 205H238V203H237ZM249 205V206H248ZM16 206V205H15ZM15 206H13V208L15 207ZM40 206V205H39ZM60 206V205H59ZM85 206V207H86ZM103 206V205H102ZM137 206V207H138ZM156 206V207H155ZM164 206V207H163ZM170 206H171V204H170ZM189 206H187V207H189ZM194 206V207H193ZM217 206H218V203H217ZM216 206V207H217ZM218 206V207H219ZM252 206V207H251ZM256 206H254V207H256ZM72 207V206H71ZM70 207V208H71ZM90 207V206H89ZM114 207V206H113ZM119 207V206H118ZM175 207H176V210H179L180 211V209L179 208H177L178 206H176L175 205ZM182 207V208H181ZM210 207V206H209ZM215 207V208H216ZM217 207V208H218ZM242 207H241V209L239 210L238 209V211L240 212V211H242ZM249 207H251V208H249ZM40 208L41 207H39V209H38V211L40 210ZM73 208V207H72ZM95 208V207H94ZM94 208H92V213H93V211H95V209ZM120 208H122V210H123V208L124 207H120ZM156 208H158V210L156 209ZM171 209L173 208V206L172 207H170ZM169 208V209H170ZM198 208H200V207H198ZM16 210H18L17 209V207L15 208ZM20 209H21V207H20ZM19 209V210H20ZM43 209V208H42ZM41 209V210H42ZM48 209V208H47ZM54 209H56V208H54ZM87 209V208H86ZM94 209V210H93ZM99 209V208H98ZM108 209V208H107ZM119 209V208H118ZM146 210V212H144L145 210ZM187 209V208H186ZM188 209H190V207L188 208ZM209 209V208H208ZM221 209H223V208H221ZM247 209V210H246ZM254 209V208H253ZM259 209H262L263 211H261V210H259ZM7 210V209H6ZM10 210V209H9ZM16 210H15V212H16ZM53 209H51V211H52ZM73 210V209H72ZM89 210V208L87 209V211ZM91 210V209H90ZM90 210L88 211V212H90ZM101 210H102V207H101ZM109 210V209H108ZM110 210H111V207H110ZM249 210V212H247ZM259 210V211H258ZM1 211H2V206H1V209H0V216H1V214H2V216H4V214H5V220H3V217L1 216L0 217V222H1V220H3V221H5L4 222V225L2 224L3 223V221H2V223H0V224H2V227H4L5 228V224H6V219H7V222L9 221L8 219H10V217L12 216L13 217V215H11L10 214V212H9V217L7 216V214L6 213H1ZM8 211V210H7ZM6 211V212H7ZM55 210H53L52 212H54ZM57 211H59V209L57 208ZM65 211H66V209H65ZM115 211V210H114ZM138 211V212H139ZM199 211H202V209L201 210H196V212L194 213L195 214V216H197V213H199ZM207 211V210H206ZM205 211V212H206ZM211 212L210 214H213L212 213V209L210 210H208L207 212H206V215L207 214H209L208 212ZM221 211V210H220ZM245 211H242V212H245ZM20 212V213H19ZM23 212V211H22ZM49 212V211H48ZM116 212V211H115ZM119 212V211H118ZM117 212V213H118ZM143 214H142V213ZM155 212V213H154ZM205 212L204 211H202V213L200 212V214L198 215L199 217H202V216H200V215H203V213L205 214ZM261 212V213H260ZM263 212V213H262ZM11 213H13L12 211H11ZM65 213H67V212H65ZM78 213V212H77ZM76 213V214H77ZM84 212H82V214H83ZM107 213H108V211H107ZM114 213V212H113ZM146 213V214H147ZM154 213V214H153ZM178 213V212H177ZM217 213V212H216ZM216 213H214L213 215H215ZM259 213L260 214H262V216L260 215L259 217L260 218H258V215H259ZM18 214H21V210L20 211H18ZM23 214V213H22ZM71 214V213H70ZM91 214V213H90ZM219 214V213H218ZM217 214V215H218ZM11 215V216H10ZM80 215V214H79ZM85 215V214H84ZM92 215V214H91ZM115 215V214H114ZM161 216V217H159V216ZM188 215L190 216L191 215V213L189 214L188 213ZM206 215H203V217L205 216L206 217ZM213 215H211V216H213ZM216 215V216H217ZM237 215H238V213H237ZM6 216H7V218H6ZM24 216V215H23ZM23 216H22V218H23ZM66 216V215H65ZM138 216V215H137ZM136 216V217H137ZM183 216L185 217V218H183ZM194 216V215H193ZM208 216V215H207ZM63 217V216H62ZM61 217V218H62ZM67 217H68V219H69V215H67ZM67 217H63L64 219H66ZM146 217V216H145ZM148 217V216H147ZM158 217H159V219H158ZM164 217V219H162V220H164V222L163 221H161L160 220V218H163ZM180 217V216H179ZM188 217V221L186 222V221H184V219H186ZM198 217V218H199ZM202 217V218H203ZM208 217H210V216H208ZM207 217V218H208ZM2 218V219H1ZM16 218V217H15ZM20 218H21V215H20ZM25 218V217H24ZM23 218V219H24ZM54 218V217H53ZM62 218V219H63ZM71 218H73V217H70V219ZM78 218V217H77ZM83 217H81L80 219H82ZM88 218V217H87ZM86 217H84V219H85V221L84 220H81V221H83V223L85 222L86 223V219H87ZM92 218H95V217H92ZM91 218V219H92ZM128 218V217H127ZM189 218H191V219H189ZM196 218V217H195ZM195 218H194V220H195ZM202 218H200V219H202ZM206 218V219H207ZM237 218H239V216L237 217ZM28 219V218H27ZM30 219V221H31V223H33V221H32V219L31 218H29ZM28 219V220H29ZM80 219H77L79 222L78 223H80L81 221H80ZM97 219V218H96ZM174 219V220H173ZM264 219V218H263ZM12 221L13 220H15V219H11ZM21 220V219H20ZM19 220V218H18V221L19 222H24L25 221V219L23 220V221H20ZM27 220V221H28ZM38 220H39V218H38ZM44 220H46V219H44ZM49 220V219H48ZM59 220V219H58ZM61 220V219H60ZM76 220V221H77ZM93 220V219H92ZM91 220V221H92ZM137 221V222H135V221ZM134 220H133V223L132 224H134L135 226H136V223H138V221H140V220H138V219H136V218H134ZM143 220V219H142ZM171 220V221H170ZM193 220V221H194ZM253 220V219H252ZM258 220H260L259 222H257ZM12 221H10L11 223H13V225L15 226V224H14V222H16V221H14V222H12ZM29 221V222H30ZM39 221H41V219L39 220ZM39 221H37L36 220V222H35V224H41V223H39ZM47 221V220H46ZM53 221H55V220H53ZM68 222H69V220H67ZM75 221V222H76ZM90 221V220H89ZM174 221V222H173ZM176 221V222H175ZM191 221V222H190ZM197 221V220H196ZM211 220L209 219V222H210ZM213 221V220H212ZM226 221V220H225ZM231 220L229 219L228 220V222H230ZM232 221H234V220H232ZM10 222H8L9 223V229H10V231H15V229H18V227H17V225H16V227H14V228H11L12 227V225H10ZM49 222H51V221H49ZM57 222V221H56ZM63 222H66V220L65 221H63ZM72 224L74 225V222H73V219H72ZM71 222H69V223H71ZM94 222V221H93ZM96 222V221H95ZM94 222V223H95ZM141 222V221H140ZM138 223V224H141V223H143V221L141 222V223ZM160 222V223H159ZM170 222H172L173 224L171 225V223ZM195 222V221H194ZM200 222V221H199ZM198 222V223H199ZM227 222V221H226ZM225 222V223H226ZM235 222V221H234ZM17 223V222H16ZM20 223V225H22L23 226V224H21ZM46 223H48V222H46ZM68 223V224H69ZM77 223V224H78ZM83 223H80V224H83ZM88 223V222H87ZM86 223V224H87ZM143 223V224H144ZM175 223V224H174ZM180 223V225H182ZM193 223V222H192ZM192 223L190 224L191 226H192ZM263 223H264V221H263ZM19 224V223H18ZM27 224H28V222H27ZM51 226H55V224L52 222V223H49ZM60 224V222H58V225ZM72 224H71V226H72ZM89 224V223H88ZM88 224H87V226H88ZM102 224V223H101ZM126 224H128V223H126ZM125 224V225H126ZM176 224V226H177V228L179 227L178 225ZM185 224H183L184 226H185ZM194 224H197V223H193V225ZM226 224H228V223H226ZM226 224L224 225L225 226V230H226V232L228 231V229H226ZM231 224H233V223H231ZM230 224V225H231ZM7 225V224H6ZM61 225H62V220H61ZM60 225V226H61ZM84 225V224H83ZM94 225V224H93ZM171 225V226H170ZM217 225H219V223L218 224H216V226ZM220 225H222V224H220ZM258 225H260V224H257L256 226H255V228L258 230V231H260L259 230V228L260 227H257ZM1 226V225H0ZM11 226V227H10ZM26 226V225H25ZM30 226V225H29ZM70 226V225H69ZM79 226V225H78ZM82 226V225H81ZM81 226H79V227H81ZM131 226V225H130ZM150 226H152V228L150 227ZM189 225L187 224V226L186 227H188ZM191 226H190V229H191ZM224 226H223V228H224ZM228 226V225H227ZM233 226V225H232ZM231 226V227H232ZM252 226V225H251ZM67 227V226H66ZM66 227H64V228H66ZM75 227V226H74ZM74 227H69L68 228V230H67V232L66 233H68L67 234V236H72V231L74 230L73 228ZM77 227V226H76ZM75 227V228H76ZM96 227V226H95ZM95 227H94V229H95ZM98 227H99V223H98ZM98 227H96V228H98ZM126 227L127 226H125V229H126ZM136 227H138V226H136ZM147 227L148 228H150V230L152 229L153 231H148V233H147V231H146V229H147ZM217 227H219V226H217ZM230 227V228H231ZM262 227H264L263 225H262ZM1 228V227H0ZM22 228H24V230L23 231H26V230H28L30 227H27L28 229H26L25 227H22ZM32 228V227H31ZM49 229H50V227H48ZM47 228V229H48ZM54 228V227H53ZM56 228V227H55ZM57 228H58V226H57ZM60 228H62V227H60ZM92 228V227H91ZM100 228H101V226H100ZM122 228V227H121ZM129 228V227H128ZM173 228V227H172ZM175 229V227H174V229H173V231L174 232H172V236H173V233H174V235H175V231H176V233H178V231L180 232V230H178V229ZM192 228L194 229V227L192 226ZM223 228L221 227V229L223 230ZM229 228V227H228ZM252 228H254L253 226H252ZM254 228V229H255ZM8 229V227H6V229H4L5 231ZM13 229V230H12ZM26 229V230H25ZM59 229V228H58ZM58 229H55V231L56 232H58L59 230ZM69 229H70V234H69ZM77 229V228H76ZM124 229V230H125ZM141 229V230H142ZM159 229V228H158ZM181 229V228H180ZM196 229H198V228H196ZM200 229H202V228H200ZM200 229H198V230H200ZM220 229V228H219ZM218 229V230H219ZM22 230V229H21ZM62 230V229H61ZM61 230L59 231V233L61 232ZM105 230H107V229H105ZM127 230V229H126ZM131 230V229H130ZM142 230V231H143ZM147 230H149V229H147ZM253 230V229H252ZM261 230H263V228L261 229ZM5 231H3V232H5ZM52 231V230H51ZM63 231V230H62ZM64 231H66V229H64ZM91 231V230H90ZM94 231V230H93ZM139 231V230H138ZM138 231H136L137 233H139ZM142 231H141V233H142ZM163 231V233H161L160 235L158 234L159 232H162ZM201 231V233H202V231L203 230H200ZM220 231V230H219ZM258 231H256V234H257V232ZM27 232V231H26ZM55 232V233H56ZM74 232V231H73ZM106 232V231H105ZM133 232H135L134 230H133ZM133 232H131L130 233V235H134L133 234ZM135 232V233H136ZM151 232H153V233H151ZM165 232V233H166ZM192 232H195V234H197V235H201V233L199 234V233H196V230L195 231H192ZM199 232V231H198ZM206 232V231H205ZM13 233V232H12ZM63 234H64V232H62ZM65 233V234H66ZM92 233V232H91ZM104 233V232H103ZM108 234L107 235H110L111 234V231H110V234H109V232H107ZM127 233V232H126ZM145 233H143V234H145ZM207 233V232H206ZM209 233H210V231H209ZM1 235H2V231H1V233H0ZM143 234H140L141 236H143ZM146 234L143 236V238H142V240H144L145 241V236H146ZM148 234V235H149ZM194 234V235H195ZM203 234V233H202ZM212 234V233H211ZM219 234V233H218ZM222 234V233H221ZM58 235V234H57ZM106 235V234H105ZM128 236H129V234H127ZM152 235H151V237H152ZM159 235V236H158ZM166 235L167 234H165V236H163L162 235V238L163 237H166ZM193 235V236H194ZM205 235V234H204ZM213 235V234H212ZM212 235H211V240H207V241H214L213 239L214 238H216L217 239V236H218V238H220L219 239V246L220 247H222L221 245H220V242H222L221 244H228V241H224V238H225V236L223 237V235H225V234H222V239H223V241L224 242H227V243H223V241L221 240V237H220V234L219 235H214V237H213V239H212ZM234 235V234H233ZM232 235V236H233ZM249 235V234H248ZM258 235H260L261 236V234L258 232ZM263 235H264V233H263ZM47 236V235H46ZM61 236V235H60ZM73 236H74V234H73ZM76 236V235H75ZM120 236V235H119ZM136 235H134V237H135ZM141 236H139L140 238H141ZM150 236V235H149ZM176 236H178V235H176ZM184 236V235H183ZM192 236V237H193ZM226 236H228V235H226ZM244 236H247L246 234L244 235ZM260 236H259V238H260ZM48 237H49V235H48ZM47 237V238H48ZM106 238H108L109 236H105ZM112 237V236H111ZM121 237V236H120ZM124 237V236H123ZM122 237V238H123ZM126 237V236H125ZM132 237V236H131ZM130 237V238H131ZM137 237V236H136ZM139 237H138V239H136L137 241H139L140 239H139ZM150 237V238H151ZM153 237H154V235H153ZM167 237H169V235H167ZM166 237V238H167ZM171 237V236H170ZM195 237V236H194ZM194 237L192 238V239H194ZM197 237V236H196ZM195 237V238H196ZM206 237H209L207 234H206ZM240 237H242V236H240ZM253 237V236H252ZM255 237V236H254ZM257 237V236H256ZM46 238V239H47ZM54 238V237H53ZM115 237H113L112 239H113V241L115 240L114 239ZM116 238H119V237H116ZM147 238V237H146ZM181 238H182V235H181ZM199 238H201V237H199ZM198 238V239H199ZM228 238H230V237H228ZM246 239H247V237H245ZM244 238V239H245ZM249 238H251V234H250V236H249ZM120 239V238H119ZM126 239V238H125ZM148 239V238H147ZM153 239V238H152ZM160 239V241H161V238H159ZM159 239L157 240V241H154V242H157L158 244H159ZM169 239H171V238H169ZM178 238H176V240H177ZM185 239V238H184ZM189 239H191V238H189ZM207 239V238H206ZM215 239V241L214 242H218L217 240ZM237 239H239V238H237ZM243 239V240H244ZM245 239V240H246ZM252 239V238H251ZM255 239V238H254ZM264 239V238H263ZM53 240H56V238H54ZM110 240V239H109ZM108 240V241H109ZM127 240V239H126ZM130 240H132L133 241V237H132V239H130ZM129 239H128V241L129 242H131ZM149 240H151V239H149ZM181 240V239H180ZM221 240V241H220ZM107 241V242H108ZM111 241V240H110ZM116 241V240H115ZM115 241H114V243H115ZM120 241V240H119ZM148 240H146L145 241V243L147 242ZM171 241V240H170ZM170 241H168L169 243L168 244H171L170 243ZM172 241L174 242L175 241V239L173 238L172 239ZM197 241V240H196ZM202 241V240H201ZM231 241V240H230ZM237 242L239 241L240 242V240H236ZM247 241H251V240H248L247 239ZM255 241H257L256 239H255ZM263 241V240H262ZM151 242H153V241H151ZM150 242V243H151ZM153 242V243H154ZM167 240L165 241V244L166 245H168L167 243ZM173 242H172V245H174L173 244ZM178 242H179V239H178ZM181 242V241H180ZM183 243H181L182 245H184V241H182ZM185 242H186V240H185ZM191 242H193L192 240H191ZM206 242V240H204V243ZM214 242H213V244H214ZM236 242V243H237ZM252 242V241H251ZM258 242H259V240H258ZM104 243H105V241H104ZM103 243V244H104ZM140 243V242H139ZM138 243V244H139ZM145 243H143V241H142V244L141 245H139V247H141L143 244H145ZM149 243V242H148ZM147 243V244H148ZM149 243V244H150ZM157 243H154L153 245V247L150 245V247L151 248H149V246L147 247V249H148V251H147V254H149V253H151L152 252V248H154V250L153 251H155V247H157L158 248V246H159V248H160V251L161 252H163V250L165 251V248H166V245H165V247H162V246H164V244L162 245V243H164V242H161L159 245H157ZM188 243V242H187ZM194 243V242H193ZM198 243H199V241H198ZM208 243V242H207ZM206 243V244H207ZM230 243H232V242H230ZM229 243V244H230ZM245 243V242H244ZM243 243V244H244ZM248 243V242H247ZM256 243V242H255ZM111 244H113L112 242H111ZM111 244H109V245H111ZM125 244V243H124ZM127 244V247H128V249L130 250L131 248H129V246H128V243H126ZM146 244V245H147ZM197 244V243H196ZM200 244H201V242L199 243V246L197 247L199 250H200ZM209 244V243H208ZM207 244V245H208ZM238 244V243H237ZM123 245V244H122ZM156 245V246H155ZM189 243H188V245H186V246H188L187 248H190L189 247ZM210 245V244H209ZM218 245V244H217ZM230 245H232V244H230ZM242 245V244H241ZM241 245H240V247H241ZM116 246H117V244H116ZM130 246H131V244H130ZM135 246V245H134ZM162 248H161V247ZM169 246H171V245H169ZM169 246H167V247H169ZM176 246L177 245H174V246H172L173 248L175 247L176 248ZM185 246V247H186ZM191 246V245H190ZM195 246V245H194ZM193 246V247H194ZM202 246V245H201ZM229 246V245H228ZM246 246V245H245ZM108 247H110V246H108ZM114 247V246H113ZM124 247H125V245H124ZM192 247V246H191ZM192 247V248H193ZM196 247V246H195ZM194 247V248H195ZM205 247V246H204ZM207 247V246H206ZM209 247V246H208ZM207 247V248H208ZM216 247H218V246H216ZM226 247V246H225ZM233 247H235V246H233ZM238 247H239V245H238ZM243 247L244 246H242V249H243ZM246 247H248V245L246 246ZM245 247V248H246ZM252 247H254V246H252ZM251 247V249H253L254 251H255V249H257V248H252ZM255 247H256V245H255ZM104 248H106V246L104 247ZM134 248V247H133ZM156 248V250L157 251H159L158 249ZM164 248V249H163ZM181 248V247H180ZM227 248V247H226ZM230 248V247H229ZM107 249V248H106ZM135 249H136V246H135ZM137 249H139L138 247H137ZM137 249H136V251H137ZM141 249H146V247L145 248H141ZM177 249H179L178 247H177ZM206 249V248H205ZM211 249H213V248H210V250L208 249V253H207V255L208 256H210V255H212L213 253H211V252H213V251H215V248H214V250L212 251ZM223 249H224V247H223ZM232 249H234V248H231V249H228V250H232ZM238 249V248H237ZM237 249L235 250V251H237ZM251 249H249V250H251ZM124 250H125V248H124ZM167 250H169V249H167ZM171 251L173 250V249H170ZM169 250V251H170ZM181 250H183V248L181 249ZM193 250V249H192ZM196 250V249H195ZM203 250V249H202ZM216 250H217V248H216ZM218 250H219V247H218ZM217 250V251H218ZM225 250V249H224ZM243 250H245V249H243ZM127 251V250H126ZM135 250H134V252L132 251H128V252H131L132 253V255L134 254L135 255V252H136ZM139 252H142L140 249L138 250ZM143 251H145V250H143ZM151 251V252H150ZM168 251V252H169ZM170 251V252H171ZM175 251H176V249H175ZM178 251V250H177ZM179 251H180V249H179ZM204 251V250H203ZM207 251V250H206ZM216 251V252H217ZM234 251V253H238V251L237 252H235ZM239 251H242V250H240L239 249ZM118 252H120V251H118ZM138 252V253H139ZM146 252V251H145ZM192 252V251H191ZM216 252H214L215 254H216ZM248 253H249V251H247ZM250 252H252V251H250ZM124 253V252H123ZM123 253L121 254L122 256H123ZM137 252H136V254H138ZM156 253V252H155ZM177 253V252H176ZM179 253V252H178ZM209 253H211V254H209ZM220 253V252H219ZM222 253H223V251H222ZM222 253L221 254H219V255H221L222 256ZM227 253V252H226ZM226 253L224 252V254L226 255ZM231 253L233 254V251H231ZM243 254H244V251L242 252ZM247 253V254H248ZM124 254H128L129 255V253H124ZM140 254V253H139ZM153 254H154V252H153ZM157 254V253H156ZM164 255H166V253H163ZM174 253H172V255H173ZM180 254V256H182L181 255V253H179ZM189 253H186V255L187 256H192V255H188ZM215 254H213V256L215 255ZM218 254V253H217ZM223 254V255H224ZM238 254H240V252L238 253ZM237 254V255H238ZM245 254H246V252H245ZM246 254V255H247ZM255 254V253H254ZM131 254L128 256V257H130V256H132ZM132 256V258H134L135 256ZM141 255H142V257H143V255H144V252L143 253H141ZM141 255H140V257H141ZM151 255V254H150ZM157 255H159V254H157ZM160 255L162 256V254L160 253ZM167 255H168V253H167ZM166 255V256H167ZM224 255V257H226ZM236 255V256H237ZM113 256V255H112ZM111 256V257H112ZM146 255H144V257H145ZM179 256V255H178ZM187 256L185 257V259L187 258ZM194 256V255H193ZM192 256V257H193ZM201 256H203V254L201 255L200 254V256H196L197 258H198V260H199V262H200V264H201V261H200V257ZM205 256H206V254H205ZM212 256V257H213ZM220 256V257H221ZM235 256V255H234ZM235 256V257H236ZM243 256H245V255H243ZM118 257H120V256H118ZM123 257H125L126 258V256H123ZM151 257V259H152V256H150ZM153 257H156V256H154L153 255ZM169 257V256H168ZM173 257V256H172ZM172 257H170V258H172ZM174 257H175V255H174ZM173 257V258H174ZM188 257V258H189ZM207 257V256H206ZM215 257V256H214ZM217 257H218V255H217ZM220 257H218V258H220ZM228 257H229V254H228ZM232 257V256H231ZM240 257V256H239ZM238 257V258H239ZM246 257H248V256H246ZM250 257V256H249ZM252 257H253V255H252ZM113 258V257H112ZM111 258V259H112ZM116 258V257H115ZM122 258V257H121ZM132 258H130V260L132 261ZM159 256H158V260L155 262V260H154V262L156 263V264H159V262H161L162 261V257H161V261H159ZM167 258V257H166ZM172 258V259H173ZM177 258V257H176ZM175 258V259H176ZM211 258V257H210ZM234 258V257H233ZM237 258V259H238ZM114 259V258H113ZM134 259H136V258H134ZM146 259V258H145ZM149 259V258H148ZM154 259V258H153ZM190 259V258H189ZM193 259V258H192ZM191 259V260H192ZM195 259V258H194ZM209 259V258H208ZM208 259H206L207 261L206 262H214V261H212V260H210V261H208ZM216 259V258H215ZM221 259V258H220ZM220 259H218V260H220ZM229 259H231V258H229ZM228 259V260H229ZM236 259V260H237ZM243 259V258H242ZM242 259H241V261H242ZM110 260V259H109ZM123 261H124V259H122ZM184 260V259H183ZM108 261V260H107ZM106 261V262H107ZM125 261H126V259H125ZM128 261V260H127ZM134 261H136V260H133V262ZM149 261V260H148ZM159 261V262H158ZM171 261V260H170ZM195 261H196V259H195ZM235 261V260H234ZM103 262V261H102ZM104 262H105V260H104ZM140 262H142L141 260H140ZM164 262H165V260H164ZM168 261L166 260V262H165V264L167 263ZM181 262V261H180ZM185 262V260L183 261V263ZM188 262V260L184 263V264H186ZM192 262H194V261H192ZM205 262V263H206ZM224 262H225V260H224ZM227 262V261H226ZM113 263V262H112ZM135 263H137V262H135ZM147 263V262H146ZM149 263V262H148ZM179 263V262H178ZM218 263H220V264H222L221 262H219L218 261ZM228 264H229V262H227ZM233 263V262H232ZM231 263V264H232ZM234 263H237V262H234ZM238 263H240L239 262V260H238ZM98 264H103V263H98ZM127 264V263H126ZM132 264V263H131ZM164 264V263H163ZM188 264V263H187ZM192 264V263H191ZM195 264H196V262H195ZM202 264H203V260H202ZM213 264H215V262L213 263ZM224 264V263H223ZM226 264V263H225ZM241 264V263H240Z\"/></svg>",
    "mask_w": 264,
    "mask_h": 264
}]
</instances>
